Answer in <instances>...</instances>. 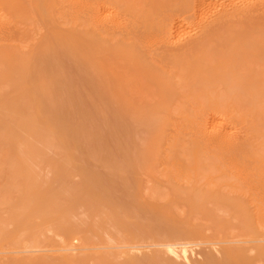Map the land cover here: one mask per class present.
<instances>
[{"label": "rangeland", "instance_id": "rangeland-1", "mask_svg": "<svg viewBox=\"0 0 264 264\" xmlns=\"http://www.w3.org/2000/svg\"><path fill=\"white\" fill-rule=\"evenodd\" d=\"M0 1L2 2L0 4V11L2 9V11L6 12L3 15L2 14L0 15V18H2V19H0V26L2 27V26L7 25V27H9V29L8 28L3 29L4 27L1 29L2 31L0 32V35H1L0 36V46H1V48H3L2 46L5 45L4 46V49H5L7 46L10 45V47H13L12 50L14 49V56L12 57V55L11 56L8 55L9 57L6 56L7 58H5V56H4V54H7V53H5V52L3 53L2 51H6V52L8 51V53H9V51H11V48L10 47L8 48L10 50H8V49L7 50H4V49L1 50L0 49V52H2V54H0V55L4 56L2 58L5 59L4 60L5 62L2 61L3 59L0 56V58H1L0 60H1V62H3V63L0 62L1 63L0 65L3 66V67L0 66L1 67L0 71L2 70L4 73V74L1 73L3 77L0 78V86L2 85V87L0 88V90H1L0 91V218H2V220L4 222L6 220V223L4 224L5 226H3V224H2L3 222L0 221L1 225L4 227V228H1V225H0V228H1V230H0V233H1L0 234L1 235L0 236V248H1L0 253L3 254L5 252L3 256H1L2 254H0V259L3 262L10 261L13 258H24V259H42L43 258L45 260L53 262L54 264H58V262H60V260H63L62 258L63 257L65 258L66 255H72V256H74V258L75 257L79 258L80 256L82 257L84 255H86L87 257H92L91 256V255H93L92 252L83 251V250L78 249L77 245L81 244L79 242H81L82 240L77 241V242L75 241L76 246L73 245V247L72 246L69 247V248H74V250H71V251H61L59 253H51V252H48L45 250L49 247L40 246V247L30 248L29 252L19 253L18 255L14 254L15 252L13 249H16V250L21 249L18 246L22 245V243L19 244V243H17V241L20 240L19 242H21L23 239L27 240L30 238V236L32 238V235H33V237L36 236L35 233L37 234L38 237L40 236L39 239H41L42 236L47 237L49 235V237H53L55 241L59 242L58 239L60 237H57L56 235L57 234H60L61 236L66 235L65 231L63 230L62 225L69 223L67 220V218H68L70 221L72 220L71 224L75 223V225L77 224L76 226H78V227L81 226L79 228H84L85 229L84 233L86 232L89 234L91 232V237L94 236L95 239L91 238L92 240H90V238H89L90 235H88L89 237L86 238L87 234L83 233V244H84L85 240L88 239L90 242H94V240H95L96 242L101 241V243H102L104 241L105 243H103V245L104 244L107 245V243L110 241L109 238L111 236L112 237L111 242H110L111 245L123 246L125 243H121L122 240L120 238H122L123 240L126 238L127 241H130V243H135L138 246V247H134V248H126L125 252H123V253H121L122 249H118V248H110V249L100 250L97 252V255H100L101 253L105 254V252L106 253L112 252L113 253L112 255L115 256V260L113 259V261H115L116 264H118V263L122 264V262L127 263V261H129V260L143 261L146 264L147 263H149V264H153V263L154 264H170V263H167L168 259L175 260V261H177V263H180V264H188V263H190V264H225V263L226 264H228V263L234 264L235 261H236L235 264H249V262H251V264H264V254H262V255L257 254L256 255L255 250L249 252L250 257L246 258L247 259L246 262H243V258H239V256L238 257L233 256L234 258H237V260L232 258V256H229L226 252H228L229 247H233V246H237V245L228 244V243H225V241H221V239H225L226 237L230 238L229 235H231V234H238L239 231H246L244 233L245 235H243V236H244V238L247 237L248 239H251V237L256 236V234L261 235L262 233H263V235H261V236L264 237V232H263L264 231L263 230L264 229V218H263V214H264L263 212L264 211L262 210V208L264 207V204L262 202V200L264 201V195L261 196L262 200L257 198V196L259 194L257 196H255V194L252 195V191H254L255 188H258L259 190H261L259 192L260 194L261 193L264 194V191L262 189L263 188L262 184H259L261 181H258V184H257V178H258V180H260V178L263 177V175H264V170H263L264 169V164H263L264 163L263 162L264 161V151H263L264 145L262 144V143H264L263 142L264 135H262V133H260V132L264 131L263 129L261 130V128H260L263 125L258 126L256 123L257 113L255 110V108H256L255 106H257V101H255V99H254L253 92L251 91V89H249L250 86L245 87V90H249V92L246 91L247 92L246 94L244 93V91H242L243 89L239 91V88H238V91H237L236 90L237 88H235V87L240 85V82H239V84L236 85L235 83L236 82L238 83V78L236 81V77L230 76L233 74L231 72H236V70H237L236 67L240 65L239 64L240 62H245L244 59H241L243 57V55H245V53L243 54L242 52H238V50L241 51V49L248 47L250 45V43H252L251 42L252 40L250 41L249 38L246 39V37H245V38H242L241 40H240V38H231V40L227 41L226 42L227 45L225 47L227 50L226 49H224V50H225V53H226V51H228V52L225 54V56H222L219 60H216V59H212V61L209 60L211 63L213 62L212 65H214L215 67L220 69L218 71V70H216L217 69L216 68L214 70V72H212V74L214 73L213 78H215V79L218 78L216 80H220V81H217V83H216L215 79H212L213 81H211V82L207 80L206 84L204 83L203 84L204 86H201L203 88L202 90H204L203 92H205L208 95L210 94L209 96H211L213 94L211 96V97H213V99L218 98V96L221 94V92H225V93H223V95H224L223 98L225 96L228 98V99L224 98V100L226 101V103L228 102L227 106L230 107L229 104H231V107H230L231 110H230V108H228V107L227 108L229 109L230 113L234 117L232 116V120H231L232 125L231 126L230 125H228V127L226 125H222V126L220 125V126L221 127L224 126L226 128V131H228L229 133L225 131L224 127H223L222 131L224 130L225 132L224 131H223V133H221L222 131L216 132V130L214 132L213 127L216 126L217 128H219V125L218 126L217 125H214V126L213 125L212 126L207 125L206 127L204 126V129L206 128L205 131L209 135V136H207V134L205 132H203L204 131V129L202 128L203 126H201L203 131L200 128L202 131L201 132L199 130V128H197L198 126L193 125V123H192V122H194L193 118L195 117V115H194L195 111L193 112L192 108H189L190 110L187 109L185 111V109H184L185 106H184V108H181V109H184L183 110L184 113H183V111H181L180 115L182 114L185 125H188L189 129L187 127H185V125H180V126L178 125L180 127L179 129L177 127V129L180 131V133L177 131V133H179V136L176 133L177 136L179 137L178 138L176 136V134H174L176 136L175 137L171 133L173 131H174L173 133H175V131L177 129L173 130V128L175 126L170 125L171 124L169 121L170 120V117H169V111L170 110L166 111V110L161 109V111L160 110L158 111V109H155V108L151 107V105H149L151 103L149 98L151 99V97L148 94L146 95V84L149 82L148 81L149 76L147 75V68L149 67V65H148L149 59H145L147 61H145L143 59L145 54H146L145 52H147V50L146 49H145L146 51L143 50L142 53L140 52L141 50L137 51L138 55L137 54L136 55L139 56V58H137L135 55L132 54V53L135 54V52H136L135 48L139 49L141 47L140 43H142L146 40L147 41L142 44L141 49H143V47H145V48L147 47L145 45L147 43H150V42H148L150 40V38L149 39H146V38H147V36H149V33L151 31L153 32L154 30H156L153 32V33H155L152 35L153 37H155V35H157L159 33V32H157L158 28H156L155 21L158 22L157 18H159V16H161L158 14H161V13L156 11V9L154 7L148 5V4L153 3L154 1H152V0H146V1L141 0L143 2H140V0H130V1L126 0L127 2L129 1L132 4V6L134 4L133 7H135L137 5V7H135V9H137V11L139 9H141L140 14L137 16L138 18H135L133 20L134 23L137 20H139V21H137V24H135L134 27L131 25V24H133L132 17L131 16H129V18L125 17L126 18L125 21H127L129 23L130 27H133V28H131L132 32L130 29V34L127 35V39L129 38L128 40L131 41L130 46H133L132 48L129 47V44H128L129 42H124L123 39H121L123 36L120 33L121 30L116 33L117 28L115 27V25L112 22L115 19L114 17H116L114 15L116 12V9H113V7L116 8V4L114 3L113 0H111V1L106 0V2L104 0H101L102 3L100 2V0H98L99 3H98V1L94 0L95 1L94 4L96 3L95 4L96 6H94L93 2L91 3L92 5L89 6L90 2L93 0H91V1L89 0V2H88L89 4L87 3L88 0H76V1H80V3L76 2L75 0L74 1L70 0V2L68 0V3L70 4V5L68 4L69 8H70V6L75 4L74 7L72 6L73 9H69L68 6L66 5L68 8V11L71 10L69 12H71V13L73 12L74 15H72L73 13L70 14L67 11V8L65 6V4L67 2L63 3L64 0H62V2H61L64 5L60 4V2L57 0H48V1L47 0H25L24 1L23 0L25 2V4H24V2H23V4H20V3H22V1L20 2V0H18V2L15 1L14 2L15 3L14 8L17 5L16 4V2H17L19 6L21 5L23 7V8L20 7L21 9H23L21 12L18 11V9H19L18 5H17L18 7H16V11L13 8L10 11V8L13 6L10 4L11 0L9 2L7 1L6 3L3 2L2 0H0ZM4 1H6V0H4ZM81 1H85L86 3L81 2ZM214 1L211 0V2H214ZM28 2H30L31 4L29 3V6H25L28 4ZM58 2H59V4H58ZM75 2L78 3L79 6L82 4L83 8L80 7V9H76L77 7H75V6H78V4L76 5ZM215 2H221V0H216ZM238 2H239V0H238ZM3 3H5V6ZM14 3L12 2V4H14ZM71 3H72V5H71ZM83 3H85V4H83ZM97 3L99 5H97ZM104 3L106 5L111 4V5H109V7L111 6L112 9H110L107 6L104 7V5H105ZM139 3L141 4L140 8H138L140 6ZM142 3H144V5H145L144 8H143ZM87 4H88V6H87ZM112 4H114V6ZM57 5H59V6H57ZM60 5L63 6L62 8H64V7L65 8L63 10H61V14H56L59 12L60 9H62V8H60ZM30 6H31V9H30ZM56 6L59 8H56ZM91 6L94 7V8L92 7L93 9H97V10L101 9L100 11L98 10L99 13L97 10H95V11H97L98 15L99 14H101V15H99V16L96 15V13L94 11H92L93 9L90 10ZM147 6L151 7L150 10L147 9L148 8ZM28 8L30 9L31 13H32V9H33V12L34 13L36 12L35 13L36 15L32 16L31 13L28 14L29 13V11L27 10ZM49 8H50V11L48 12ZM53 8L58 9V12H57V10H55ZM85 8L86 9L89 8V9L86 10ZM107 8H109L108 9L109 11L106 10ZM152 8H153V10H151ZM24 9H25V11H24ZM74 9L78 10V11H82V13L81 12H78V13H80V15H82V16L84 15L86 17L90 16L88 13H92L94 18L89 17L92 21L88 18L86 19V21H87L86 25L89 23L87 25V28H86V26H83L86 22L84 20V17L82 18L79 14L77 15V12H75ZM102 9L103 10L105 9V12L107 11L108 13L107 12L104 13L102 11ZM13 10L15 13L13 12ZM51 10L53 12L56 11V13L55 12L53 13ZM111 10H112V12H110ZM113 10H115V11H113ZM206 10H208L207 13L205 12V10L204 11L202 10L203 12L202 11L196 12V14H198L197 16H196V14H194V16H192L193 15V13H192L190 15L191 16L190 20L192 19V21H190L189 24L187 23V25H185L186 23L183 24L182 25L183 27L181 26L182 28H185L186 33L184 32V29L181 30V28L179 27V29L177 30L178 32L177 31H175L177 33L174 32L175 34H178V35H174L172 33L171 35H173V36L171 38L169 37L171 39L169 41L172 42V40H174V38H177V37H178L177 39H179V37H182L184 35L183 32L185 34H187L191 40L195 39V37H197V35L199 36L200 26L197 23H199L200 19H202V20H200V23L203 20H204L203 22L206 21L205 19H207V18L204 19L205 14L206 15L208 13H209V15L213 14V13L209 12V10H210L209 8H206ZM150 11H152L153 14L150 13ZM22 12L23 13L26 12V14H28L29 16L28 15L26 16V14H23ZM67 12L69 13L68 15L73 16L72 18L76 17V19L68 18V19H71V20H68L71 22L69 24H68L67 20L65 21L67 23H65V22L63 23V21H61V20L59 21V19L58 20L56 19L57 21L55 20V18H58L60 16H61V19L62 18L64 19L65 16L63 17L62 13L67 15ZM83 12H85L86 15ZM101 12H103V14H105L104 16L107 19H109V22L106 21L107 19L103 16V14ZM154 12H157V14H154ZM204 12H205V14H204ZM7 13H8V15H7ZM9 13L11 14V16H13V17L15 16V18L11 17V19H10V17H8V16H10ZM34 13H32V14H34ZM110 13H112V14H110ZM107 14H108V16H111V17H108ZM141 14L143 15L142 16L143 19L140 16ZM24 15L27 18L29 17L28 20H27V18H25ZM42 15L44 17H42ZM112 15H114V16H112ZM202 15H204L203 18H202ZM209 15L206 17H209ZM3 16L6 20L7 19H10V20L9 21L7 20L8 22L6 23V20L3 18ZM67 16H66V19H67ZM79 16H80V18L83 19V25L81 24L82 20L79 18ZM96 16L98 17L99 20H100L101 16H103L101 18V20L105 19L104 21L100 20V22H102L101 25H100V22H98V19ZM39 17H40V19H39ZM210 17H211V15H210ZM42 18H45V19H42ZM51 18L54 19V22L55 21L56 22L55 23L52 22L53 20H50ZM77 18H79V19H77ZM110 18L112 20L111 22H110ZM152 18L153 19L155 18V20L153 21ZM45 20L48 21L49 24H47V22H46L47 25L43 26V24H45ZM75 20H78L79 22L78 21L75 22ZM129 20H130V22H129ZM210 20H211V18H210ZM233 20L235 21L237 19H233ZM3 21H5V24H3ZM72 21L74 22V24L72 23ZM193 21H195V23ZM196 21H197V23H196ZM208 21H209V19H208ZM234 21H233V23H234ZM93 22H94V25L92 24ZM106 22L108 23V25L111 23L109 25L110 27L108 25H106L107 24ZM139 22L141 25L139 24ZM151 22H153V23H151ZM192 22L194 23V25L196 24L199 26V27L197 26L198 28L195 27V29H194L195 31L191 30L192 27L194 28V25ZM1 23L3 25H1ZM52 23H53V28L51 26ZM57 23H58V27H57ZM95 23H97V24H95ZM60 24H62L61 27L59 26ZM71 24H73V25H71ZM75 24L77 26L80 25L79 28ZM98 24H99V26H101L100 28H102L104 32H101V33L98 32V31H101L100 28L97 27ZM74 25L78 28V30H77V28H75ZM90 25H91V27H90ZM102 25L104 27H102ZM188 25H190L189 26L190 28L189 27L186 28V26H188ZM94 26L96 27V30L98 33H96V30L95 31L93 30ZM106 26L108 29V30L106 29L107 32H105ZM153 26H155L154 29H152ZM69 27H72L73 31ZM95 27H94V29H95ZM146 27H147V29H146ZM54 28H56V29H54ZM60 28L62 31L59 30ZM84 28H86L88 30L84 31V33H83V30H85ZM91 28L93 30L92 31L93 33L91 32L92 34L90 33ZM111 29H113V33H111L112 32ZM133 29L135 31H137L136 29H138V31H140V32L146 31L148 33V34L145 33V35L142 33V37H146V38H144V41L142 40L143 38L138 34L139 33L138 31H137V33L134 31L135 35L137 34L136 37H138V39H139V36L142 39L140 38L139 40H137V38H136V40H135V38H133V37H135V36H133V34H134ZM197 29H198V33H197ZM3 30L4 31L7 30L6 33L4 32V34H6V36L8 34V37H6V36H3L4 38L2 37V35H4ZM65 31L67 34H64ZM114 31H115V36H113V39L115 41L112 39V36H111L112 34H114ZM181 31H183V32H181ZM187 31H191V32L187 33ZM75 32H76V34H75ZM103 33H106V35H104ZM118 33H120L121 35H119ZM180 33H182V35ZM190 33L193 36L189 35ZM195 33L197 34L196 36H195ZM254 33H255L254 36H256L259 32H257V30H254L253 34ZM63 34H64V36H63ZM85 34H87V36ZM97 34H98V36H97ZM102 34H103V37H101ZM107 34L111 37H109ZM150 34H152V33H150ZM57 35H59V36H57ZM117 35L119 36L118 40L115 38ZM70 36H71V39H70ZM73 36L75 39L72 38ZM75 36L77 37V39ZM88 36H90L91 38ZM95 36L98 37V39L101 37L102 39L100 38V40H98L97 38L96 39H97V41L103 42V43L98 42L99 43L98 44L96 42L97 45H96V43H93L94 41H92V40H95V39H93ZM104 36L105 37L107 36L105 38V40L108 39V40H106L107 42L104 40ZM152 36H151V40L153 38ZM174 36H176V37H174ZM185 36L182 37V40H180L181 39L180 38L179 39L180 41L178 40V42H177V39H175V41H173V43H175V44H171V45L173 47H176L175 46L176 43L184 42L186 38H187L186 41L187 40L189 41L190 39L188 38V36L186 38H185ZM65 37H67V38H65ZM83 37L85 39H88V41H85V40L82 41V39H84ZM130 37H132V38H130ZM1 38H3V39L1 40ZM73 39L76 42L73 41L72 42L73 44H72V43H70L71 42L70 40H73ZM78 39L81 40V42L78 41ZM109 39H111V40H109ZM62 40H63V42H62ZM89 40H90V43H88ZM232 40H235V45H232L234 43V42H231ZM242 40L244 43L242 42ZM110 41L112 43L114 42L115 46H114V43L113 44L111 43L109 45ZM120 41H122L123 43H121ZM135 41H136V44L134 46L132 44H134ZM140 41H142V42H140ZM78 42L80 43V45L78 44ZM116 42H119V43H116ZM76 43L79 45V47H81L85 43L86 44L88 43L87 44L88 47H86L87 49L84 46H82L83 48H85L84 50H86L84 52V54H83L84 50H82L83 48L79 49L78 45H76ZM120 43L123 44L124 46L126 45V47L124 48L123 45L121 46ZM137 43H139L138 45L140 47L139 46L136 47ZM236 43H238L239 48L238 47L235 48V46L237 45ZM89 44H90V46L92 44L95 47H97L98 45H101V46H99L101 48L97 47V49L98 48L102 49L103 48L102 46L104 44H105L104 46H106V44H107V46H109V47L106 46L107 49H105V47H104L103 50L107 51L108 54H112V55H116V56L112 57V55L111 56L106 55V54H104L105 52L103 50H97L95 47H94V49H95L94 50L92 48L93 46L91 47L92 50H90ZM152 44L155 45L154 43H152ZM240 44H242V45H240ZM246 44H249V45H246ZM112 45L115 49L112 47ZM171 45H169V47ZM177 46H179V45L177 44ZM229 46H231V47L229 48ZM128 47H129V50L131 49L130 51L129 50L128 51L123 50V49L127 50ZM77 48L80 50V52ZM133 48H134V50H133ZM231 48L233 50H231ZM88 49L90 50L91 53L94 50L93 51L94 54L92 53L93 56L91 55L90 58L88 55L91 53H89ZM117 49H118V51L119 50L120 51L119 52L117 51V53H115V51ZM172 49H174V48H172ZM110 50L111 51L114 50V52L110 53L109 52ZM122 50L124 51V53H126V54H123L124 56L120 54L123 52ZM131 51H132V53H131ZM234 51H237L238 54H236V52H234ZM127 52L129 54L131 53V56L133 55L134 58L132 57V59H131V57L128 56L129 54ZM10 53L13 54L12 51ZM230 53H232V54H230ZM139 54L140 55L143 54V55L140 56ZM61 56H62V58H61ZM95 56H96V58H95ZM107 56H110L111 59ZM117 56H120L119 57L120 62L118 61ZM91 57H93L95 59H93ZM97 57L100 58V59L99 58L98 59L103 64L98 61ZM123 57L125 58V60L128 59V61L123 60L124 59ZM224 57L226 60L228 58V60H227L228 62L225 61V64L223 61ZM105 58L106 59L108 58L107 60H109L110 65H109V62L106 61ZM230 58H232L231 59L232 61L229 60ZM6 59H9V60L13 59L14 61L12 60L11 61L12 63H11V62H9V60H6ZM115 59H116V61H114ZM234 59H236V60H234ZM87 60H89L90 62L92 61V62L90 63ZM121 60H122V62L123 61H125V62H123V64H122ZM104 61L106 62V64L108 62V64L106 65ZM113 61H114V64L116 62V65H114L115 70L119 69V70H117L118 72H120V70H122L123 75L127 72L129 74V77L127 74H125V75H127L125 78V76H123L122 73L121 74L119 73V75H118L116 72H114V70H110V72H109L108 70L110 67H112L111 65L113 64L112 63ZM216 61H219V62H217L219 64L215 63ZM6 62L8 63L9 67H7V65H5V64H7ZM118 62L121 63V65L117 64ZM128 63H130V64L134 63L135 65H137L139 67L134 66V68H135L134 69L133 67H131V66H133V64L130 65ZM68 64H70L71 67L73 66L72 68H74V70ZM215 64H217V65H215ZM220 64H222V65L220 66ZM223 64L226 66H224ZM117 66L118 67L122 66V67L118 68ZM129 66L132 69H134L135 72H137V73H134L133 72L134 70L132 71V69ZM228 66H229V68H227ZM3 68H5L4 69L5 71L3 70ZM6 68H9V69H7L8 71L6 70ZM223 68H224V70H223ZM239 68H241V66H239ZM112 69H114V68L112 67ZM125 69H126V71L123 72ZM138 70H139V72H138ZM129 71L132 72L133 76H138L139 74L141 76L140 71H143L142 76L144 75L143 77H145V79L142 77L143 78L142 79L143 82H142L140 77H134L135 78V80H134V78L130 75ZM215 71H217L218 73L220 71H222V72L219 73L220 75L219 74L215 75ZM227 73L229 76L228 75L225 76V74H227ZM1 74H0V77H1ZM115 75H116V77H115ZM145 75H147V76H145ZM174 76H175L173 78L174 80L173 79H172L173 81L170 80L169 83L177 82L178 77L176 75H174ZM220 76L222 77L223 81H226L227 79L225 80V78L228 77V81H226L224 83L222 81V79L220 78ZM223 76H225V77L223 78ZM79 77H80V79H79ZM119 77L122 78V81H120L119 79L117 81V78H119ZM163 77H165V75H163ZM207 77H209V75H207ZM138 78L141 80L140 83L139 82L136 83V79H137V81L139 80ZM113 79L116 82L113 81ZM125 79H127V80H125ZM231 79H234V81H232ZM214 80H215V82H214ZM119 81H120V83H118ZM128 81L129 82L131 81L130 83H132V84H133L132 81H134V84L136 83L135 84L136 86L139 83L140 85L138 84L137 87H139L138 88L139 91L145 90V93L142 92V94L144 93V95H146V98L141 96L142 94L139 92V94H141L139 97V98H141V100H140V99H138V96H136V94L133 93V92L138 90V89L136 90L137 87L135 88V90L132 87H130V90H128V88H126L127 87L126 84L128 83ZM179 81L177 83H179ZM145 82H146V84H145ZM219 82L220 83L223 82V83L220 84ZM143 83L145 85H143ZM215 83H216V85H214ZM218 83L220 84V86H217ZM121 84L126 85V87L121 86ZM132 84L130 85L128 83V87H129V85L133 86ZM188 84L193 85L192 82H190ZM247 84L245 83V86ZM229 85H233V86L229 87ZM4 86L6 88H4ZM140 86H143L142 88H144V90L140 89L141 88ZM241 86L244 87V84L242 83ZM121 87L124 88L123 91H121L122 90ZM218 87H221V89H223V90L219 91L220 88L218 90ZM232 87L235 90L232 89ZM125 88H126V90H125ZM210 89L212 91H210ZM124 90L126 92L129 91L130 95L127 96L128 93H126ZM131 92L133 95L131 94ZM227 92H228V94H227ZM236 92L240 93L239 96L237 95ZM241 92H243V93H241ZM249 93L252 94L251 95L252 98L249 96L251 99L248 98V99H250L248 101H250V102L252 101L253 103H250L248 105L249 107H247V108H246V104H245L244 107L246 109L244 110L242 108V105H243V103H246V101H247L246 97H248L246 95ZM230 94H234V96H233L234 98L230 97ZM137 95H138V92H137ZM243 95L246 96L245 102H242L240 99H238V97H240V96L242 97ZM6 97L8 99H6ZM136 97L138 100L135 99ZM230 98H232V100ZM146 99H148V100H146ZM186 99L187 98H185L184 100L186 101ZM241 99H243V98H241ZM230 100L232 101L231 103H229ZM234 101H235V104H234ZM236 101H238L239 106L238 105L237 106L239 108H237V106H236V104H237ZM4 102H5V105H4ZM8 102H10V103H8ZM138 103H139V105H138ZM232 103L236 107H233L234 105ZM252 104H253V106H252ZM9 106H11L12 108L14 107L15 110ZM7 107H9V108H7ZM146 107H149V108L147 109ZM4 108H6L7 110H10V112ZM233 108H235V109H233ZM2 109L5 111H3ZM154 109L157 111H155ZM104 110H106V112ZM232 110H235V112L234 111L231 112ZM251 110H252V112H251ZM254 110H255V112H254ZM188 111L190 112V114H188L189 113ZM248 111L251 112L252 116H251V114L248 113ZM7 112H9V113H7ZM186 112H188V113H186ZM253 112L256 113L255 116H253L254 115ZM3 113H4V115H2ZM154 113L156 114V116L154 115ZM163 113H164V116H163ZM192 113H193L194 117L191 116V117L187 118ZM247 113L250 115V120H248L249 115H246ZM8 115L11 116V117L9 116V118H12V117L13 118L9 120ZM165 115H167V116H165ZM5 116H7L8 120ZM152 116H154V118ZM30 117H32V118H30ZM155 117L156 118L158 117V118L155 119ZM242 117H243V119H242ZM149 118H152V119H149ZM160 118H162V119H160ZM190 118H192L193 120L192 119L190 120ZM251 118L253 120L255 119L256 121L255 120H254L255 122L252 121ZM147 119H148V121H147ZM154 119L156 121L157 120L158 121L156 123L154 121V123L152 125V122H153L152 120H154ZM166 119H168V120H166ZM244 119H246V120H244ZM162 120H164V121H162ZM239 121H241V122L239 123ZM245 121H247V124L250 125L248 130H247L248 125L246 124ZM249 121H250V123H249ZM8 122H11V123H8ZM150 122H151V124H150ZM158 122H161V123H158ZM167 122L170 123V124L168 123L169 124L168 126L166 125ZM37 123H40V125H36ZM157 123L160 125L156 126ZM252 124H254V126ZM193 126H194V128L196 127V129H198L199 132H198V130L194 129ZM233 126L235 128V131H234V129H232ZM255 126H257L259 130L257 129V127L254 128ZM150 127H153L152 128L153 131L151 130ZM162 127L164 128V132L161 133L162 131L161 132L157 131V133H159V134L161 133L160 139H157V140H159V142H157L156 137L158 135L155 132H156V130H162L161 129ZM207 127H209V129ZM211 127H212V129H210ZM32 128L34 129V131ZM137 128H140V129H137ZM154 128H155V131H154ZM30 129H32V131H33V133H31L32 131L30 132V135L32 134L31 136H33V137L31 138V136H30V138L29 137L26 138V136H29L28 131H30ZM35 129L37 132L35 131ZM231 129L233 132L231 131ZM195 130L198 133L201 132V134L194 132ZM14 131H17V134H15ZM140 131L142 132V135H141V133L139 134ZM144 131H145V133H144L145 135L143 134ZM188 131L192 132V135H191V133L189 134ZM230 131L233 134L235 133L234 135L236 138L231 136L232 140L230 139L231 141L229 140V142H228L227 140L230 138V135H233L230 133ZM250 131H251V133H250ZM255 131H258L261 136L258 135V132L256 133ZM11 132H12V134L14 133L13 136L17 135V137L15 136L14 143H10L12 140H14V137L11 135ZM208 132L209 133L213 132L214 134L215 133L216 134L214 135L213 133H210L211 134L210 135ZM5 133H7V134H5ZM136 133H137V135H136ZM153 133H154V135H153L154 138L152 136ZM167 133H168V135L166 137L165 135ZM227 133L229 134L228 135L229 137L226 136ZM8 134H10V136ZM193 134H194V136H193ZM196 134L198 136L200 135V137L202 136L201 137L202 139L199 138ZM217 134L218 135L223 134L224 136L223 135H222L223 137L220 136V138H221L220 139ZM254 134L255 135L257 134V135L255 136ZM263 134H264V132H263ZM155 135H157V136L155 137ZM216 135L218 137V140L224 139L223 141L226 142L225 143V142L219 140L218 145L222 144V143L229 145L230 142L234 141L235 139H238V141H239V138H240V139H244V141H242L243 142L242 145L244 143L246 145L248 144L250 146L251 150L252 149L255 150L254 149L255 146L256 147L260 146V147H257L259 149H257L255 147L257 149L256 150L257 153L252 150V153L249 154L247 152V151L251 152V150L248 149L249 147H247V149H244L245 145H243V148H242L243 151L240 149V151H241L240 152L238 150L240 147L238 148V146H237V151H238V154L240 152V155H237L238 157H236V152H237V151H235L236 148L235 149L233 148V150H231V152H234V153H231L230 150H228L229 149V146H228V149H227L228 151H226V150L225 151L230 152L229 158L231 159L234 155V157H236L237 159L238 158L241 159V161H240L241 165H240L238 163L239 159L237 160L235 158L238 161L237 162L236 160L233 161L234 159L232 158V163L234 165H236L235 164V162H236L237 166H238V164L240 166V168L238 167L239 170L237 172L235 171L236 174H234V169H233V172H231V171H232V168H234L235 166L230 162L231 160L228 158V155L223 156L224 154L220 153L222 150L224 151V147L226 145L224 144V146H223V144H222V147L219 145L221 147L220 149H222V150H220L219 146L216 144V142L214 143V140L216 141V139H217ZM248 135H249V138H248ZM168 136H170V137H168ZM173 136L175 139L172 138ZM212 136L214 139L210 138ZM253 136H255V137H253ZM150 137L152 138L150 141L151 143L149 142ZM167 138H169V139H167ZM203 138L205 139L206 142L208 140V142L205 143ZM226 138H227V140H226ZM245 138H247V139H245ZM164 139L167 140V141L165 140L166 143L162 142V141H164ZM170 139L174 140L173 143L171 142ZM179 139H181V142ZM191 139L193 142L191 141ZM210 139L213 140V141L212 140L211 141L213 142V144H215L214 147H213V144L210 143L211 142ZM253 139L255 142L253 141ZM260 139H263V140H260ZM153 140L156 142L153 143ZM177 140H179V141L177 142ZM256 140H258V141L256 142ZM168 141L170 143H168ZM246 141H251V142H246ZM167 143L173 144V145L170 148H168L170 145H168ZM258 143H260V144H258ZM155 144H159V145H157L158 149H157ZM203 144H204V146H203ZM205 144L207 147H209V149L207 151L210 150V154L213 153L212 151L215 152V155L211 156V157L215 156V158L213 157V159H215V161L213 159L212 160L215 163L219 162V164H215V166L216 165L217 166L215 168L216 170H214L215 173H213V174L211 173L213 170H211V172L207 171V170H210L211 167H212V169L214 168V166L210 167V164H212L214 162L210 159V157H209L210 155L205 156V155H208L207 151H205L206 149L204 148V147H206ZM252 144H255V146L253 145V147H252ZM154 145H155V147L151 148V146H154ZM165 145H168V147H166ZM201 145H202L204 151L200 147ZM148 146L150 147V149H153V150L155 148L156 150H154V151L158 150V152L154 153L153 150L152 151L150 150L147 153V151L149 150ZM160 146L163 148H161ZM176 146H178V148H176ZM194 146H195V148H194ZM217 146H218V148H216ZM199 147L201 148L202 153L205 152V153H203V155L201 154ZM226 147H225V149H226ZM49 148L51 150H49ZM161 149H163V152ZM197 149H198V152H197ZM230 149H232V148H230ZM189 150H190V152H187ZM258 150H261V151H258ZM168 151H171V152H168ZM20 152L21 153L23 152L22 154H24V155H21ZM150 152H152L153 155L151 153L150 157H149L148 155ZM167 152L171 155V157H170L171 160L168 156L165 157V155H163V154L168 155ZM186 152L189 155L194 154V156H195V153H198L195 157L193 156L195 159H193V157H191V156L189 157V158H191V160L193 159L192 163L189 159L191 165H187L188 160L186 162L187 164L184 162L186 160V158L188 157V154ZM242 152H244V153L242 154ZM259 152H262V154ZM178 153L180 154V157H179ZM190 153H192V154H190ZM7 154H9V155H7ZM185 154H187V155H185ZM247 154H249V155L247 156ZM257 154H258V157H256ZM151 155L155 158H152ZM160 155H162V156H160ZM219 155H220V157L222 156V158H220ZM147 156H148V158H147ZM203 156L207 157V159H205V157H203ZM181 157H183V158H181ZM11 158L12 159L14 158V159L12 160ZM184 158H185V160H184ZM208 158L212 163H210V162L207 163L209 161ZM9 159H11V161H9ZM146 159H148V160L146 161ZM200 159L202 160V162ZM243 159H244V162L242 161ZM246 159H248L249 162ZM251 159H254V160H251ZM196 160H198V163H196L197 162ZM199 160H200L201 164L199 163ZM216 160L218 162H216ZM224 160H225V164L222 166V168H224V169L226 168L225 170L221 169V167H220L222 165V163H224ZM257 160H258V162L259 161L260 162L259 163L256 162ZM261 160H263V161H261ZM252 161H254V162H252ZM23 162H24V164H23ZM228 162H230V165H233L234 167L231 168V166L228 164ZM195 163L200 164V165L196 166ZM204 163H207L208 165H206ZM261 163H262V165H260ZM193 164H195V165H193ZM243 164H244V166L249 164L250 167H248L249 165L247 167L246 166L244 167ZM202 165L206 169L204 167H201ZM225 165H229V166H225ZM171 166L175 167V168L177 167L178 170L174 169V171H173V168ZM195 166H196V168L198 167L200 170L202 169L201 172H203L204 171L203 169H205V172H203L204 174L201 175L202 173L200 172V170L195 169ZM11 167L13 170L15 169L16 171L15 170L11 171ZM228 167H229V169H228ZM253 167L256 169V171H253L254 170ZM182 168H184V169L186 168L187 170L185 171ZM250 168H252V172H251ZM261 168L263 170V173H262ZM147 169H148V171H147ZM170 169H172L171 170L172 176H169ZM242 169H243V172L240 171ZM179 170H180V174L182 173V176L179 174V172H178ZM195 170L197 173L194 172ZM227 170H230V172H228ZM235 170H237V167ZM244 170H246V172L248 173V175L246 173V176L250 177V179L252 180L251 181L252 183H250L249 178L244 176L245 175V174H243L245 172ZM258 170H259V172H257ZM182 171H184V172H182ZM216 171H218V172H216ZM185 172H187V173H185ZM192 172L196 173L197 175H195V176H197V177L192 178V174L194 175V173H192ZM209 172L211 174H209ZM249 172H250V175H249ZM22 173H23V175H22ZM198 173L200 174V177L205 176L204 177L205 179L208 178L207 181L202 179L203 177L201 178V180L198 179V178H200L198 176L199 175ZM228 173H230V174H228ZM231 173H232V175L233 174L235 175V178L237 180L234 178V175L231 176ZM237 173L242 175V176L239 175V177L246 178V180L247 179L249 180V183H248V182H246L245 179H242L244 182V183L243 182L242 183L244 185L247 184V185H245L246 188L249 187V184H252V188L250 185V189H253V190L252 191L249 190V192L251 191L250 193H247V189L245 192L243 191L242 186H244V185L241 186L242 183L238 184L239 181H242V180L238 177ZM10 174L12 176H10ZM173 174L174 175L176 174V175L173 176ZM206 174L208 175V177L206 176ZM222 174H224V175L221 176ZM260 174H262V176ZM28 175H30V176L32 175V176L29 177ZM33 175H35V176H33ZM184 175H187V177L185 176L186 179H183V178H185ZM225 175H228V178L233 177V179H229V180H227L229 182H226L227 176H225ZM252 175L254 176V178ZM257 175H258V177H257ZM14 176H15V178L17 177V179L13 178ZM19 176H22V177H19ZM176 176L177 177H179V176L183 177L182 178L183 181L186 180L185 183L182 182L181 177H179L180 181L177 180ZM18 177L21 179H18ZM32 177L34 180L31 179ZM174 177L176 179V182H178V183L175 182ZM222 177H224L225 180H224V178L222 179ZM24 178L26 180H28V182ZM191 178L192 179L195 178L193 183H196L195 181H199L198 183H196L198 185L194 184L195 185L194 186L193 183L191 182V180H192ZM209 178H210V181H209ZM211 178L213 181L211 180ZM215 178H216V180L219 178V180L221 181L222 184L220 183V181L214 182ZM36 179H37V181L35 182ZM146 179L148 181L150 180L149 183ZM238 179H240V180H238ZM254 179L256 181H253ZM14 180L15 181L21 180L19 183L16 181V183L19 184L18 186L15 184ZM38 180H39V182H38ZM55 180L58 182H56ZM233 180L236 181L235 184L232 182ZM211 181L214 185L216 184L217 186L219 184H221L220 185V192H221V190H223V188H221V187H224L223 185L230 187L229 190L225 187L226 191L223 190V192H221V193H224L228 196V198H229L228 202L231 201V203H230L231 206H229V211L227 213L224 212V214H226V215H222V211L217 214L218 210H216L217 212L215 211V209H217V207L215 208V206H216L215 203L211 204L212 202H206L207 198L210 199V198L214 197L215 194L218 195L220 193L218 190L219 186L218 187L216 186L217 190H216V187H214V189H213V185L210 186V184H212V183H210ZM29 182H31V183H29ZM163 182L164 183L166 182L167 185H164ZM201 182H202V184H201ZM205 182L206 183L209 182V184H206ZM223 182H226V183H223ZM204 183L207 186H205ZM228 183H230V184L227 185ZM236 183L239 185V187L236 186ZM253 183H255L257 187H255V184H253ZM28 184L29 185L33 184L34 186L31 187V185H30V187H31V189H30L29 186H27ZM148 184H149V186H148ZM231 184H232V186H230ZM192 185H193V188H196V189H198L197 186L200 185L199 188L201 189V193L198 195H195V193H198V192H196L197 190H194L192 192V190L190 189L192 187ZM260 185H261V187H260ZM26 186H27V188H29L30 191L26 188ZM162 186H163V188L166 189V190L164 189L165 191L163 190L162 192H158V191H160V190H158V191L154 192V190H152L154 188L155 189H157V188L161 189ZM142 187L145 189H143ZM240 187H242V188H240ZM231 188H234V189L239 188L241 190L236 189L237 190V192H236V190L231 189ZM25 189L27 191H25ZM93 189H94V191H93ZM95 189H97V191H95ZM231 190L232 191L234 190L235 193L233 191L234 194H232ZM259 190L256 189L257 192ZM228 191H230V192H228ZM238 191L239 192L241 191L240 194L244 193L245 195L243 194L242 196H240L238 194ZM191 192H192V194H191ZM227 192L231 195H228ZM27 193H30L31 195L36 193L37 195H35V197H34V195L29 196ZM212 193H215V194H212ZM97 194L102 199L99 196H97ZM52 195H54V196H52ZM164 195H168L169 197L164 196ZM183 195H184V197H183ZM232 195L235 197H233ZM230 196H232V197H230ZM248 196H250V197H248ZM252 196H253V198L255 196L254 201L257 199V200H259V202L262 203V206H261L259 202L255 201V203L259 205V206L258 205L256 206L257 212L254 210V208H255L254 203L251 204V202H253ZM28 197H30V198L34 197V199L31 198L29 200ZM150 197H152V199ZM236 197H238L237 202H235ZM258 197H260V195ZM239 198H241V199L244 198L243 200H241V199L240 200L244 201L245 204H243V202H242V204L246 206L245 215H243L244 221L246 223V227L243 230H241V228L239 226V221L241 220V218H239L240 215L238 213H237L238 215L237 214L234 215V213H235L234 210H231V207L234 206L233 204H235V203H236L235 205H238V207L240 206V202H238ZM245 198H247L248 200L250 198L252 200H251V202H249L247 199L245 200ZM27 199H28V201H25ZM199 199H202V201L200 200V203L198 201ZM218 200H220L219 197H218ZM232 200H234V201H232ZM52 201H55V202H52ZM211 201H213V200H211ZM246 201H247V203H246ZM27 202H30L29 203L30 207L28 206L29 204ZM51 202L53 203V205L56 204L57 207H59L60 211L57 210L56 205H54L55 206L54 207L51 204ZM189 202H190V204H189ZM233 202H235V203H233ZM24 203H25V205H24ZM50 204L53 207L51 211H49L50 210L49 209ZM247 204H249L248 206H250L251 208L248 207ZM192 205H194V206H192ZM60 206L62 207V210H61ZM173 206L175 207V209L173 208ZM26 207L27 208L29 207V208L26 209ZM252 207H254V208L252 209ZM15 208H17V209H15ZM55 208H56V212L53 210ZM83 208L85 209L84 211H83ZM19 209H21V210H19ZM65 209H66V211H65ZM247 209L248 210L251 209L253 211H248ZM52 211H54L55 213H53ZM68 211L70 213V217L65 215L66 213H68ZM260 211L262 213H260ZM15 214H16V216H15ZM53 214H55V215H53ZM58 214L60 215V217H61V215L63 217L67 216L65 218L62 217L63 219L67 220V223L64 220V222L62 221L64 224L62 223L61 226H59L60 224L57 225L56 223L53 226H49L50 225L49 223L54 221V219L56 220L57 216L59 217ZM253 214H255V216L257 215V217H254ZM17 216L18 217L20 216V217H19V219L16 218V220H17L16 221L14 217H17ZM211 217H213L214 219ZM234 217H236L235 221H233ZM75 218L78 220H76ZM211 219H213V222L211 221ZM58 220L59 219H57L56 221L58 222ZM257 220H258V222H255ZM77 221H79V222H77ZM224 221H228L227 224H225ZM59 223H61V221ZM257 223H259L262 227L258 226ZM46 225H48L49 228L51 227L50 232H49V229H46L47 228ZM55 225L57 226V228L59 226L60 230L55 228ZM219 225L221 226L220 230L217 229V227H219ZM61 227H62V231H61ZM231 228L233 230H231ZM42 229H44V231L47 230V234L46 233H45V235L42 234L43 233V231H41ZM88 230H90V231H88ZM93 230L95 231V233L92 232ZM251 230H252V232H251ZM1 231H3V232H1ZM37 231L40 233H38ZM5 233H6V235H5ZM92 233H94L95 235ZM20 234H22V235L20 236ZM71 234L68 236H71ZM76 234L78 235V233H75L73 235H76ZM97 234L99 236L101 235L102 237L104 236V238H107L109 241L107 242V240H105L104 238H103V240H101L102 238L100 239ZM17 235H19V237ZM84 236L86 239L84 238ZM20 237H22V239ZM43 238L41 240H43ZM45 239L46 238H44L43 243L46 241ZM169 239H173V240H169ZM119 240H120V242H119ZM258 240H260V241L255 243V245L256 246H259V245L264 246V241H263L264 239L259 238ZM14 243H15V246L17 245L16 247L14 246ZM25 243L26 242H24L23 245ZM5 244H7V247H5L6 246ZM35 244H37V243H35ZM28 245H29V243H28ZM30 245H33V244L30 242ZM157 245H159V246H157ZM117 246H115V247H117ZM126 246H129V244H126ZM75 247L77 249H75ZM246 247H248V246H246ZM5 248H9V249L8 250L6 249V251H5L4 250ZM10 248H13V249L10 250ZM38 248H39V250H38ZM109 250H110V252H109ZM12 251H13V253H12ZM185 252H187L186 256H181ZM193 252H195V253H193ZM8 253H10V254H8ZM137 255H139V257H137ZM162 255H163V258H162ZM76 258H75V260H76ZM228 258L230 259V261H227V260H229ZM53 259L58 260V262H55L56 260L54 261ZM90 260L91 259H88V261L86 263H89V264H90V262L95 263V259L94 260L92 259L91 261ZM258 260H260V261H258ZM254 261H258V262L254 263ZM186 262H188V263H186Z\"/></svg>", "mask_w": 264, "mask_h": 264}, {"label": "bare ground", "instance_id": "bare-ground-1", "mask_svg": "<svg viewBox=\"0 0 264 264\" xmlns=\"http://www.w3.org/2000/svg\"><path fill=\"white\" fill-rule=\"evenodd\" d=\"M3 2H9L10 0H6V1H4V0H2ZM15 1H17L18 2V0H11V5H13L11 8H10V11L12 10V8L13 9H15V11H16V7H18L19 5H18V3L16 2V4L18 5H16L15 6V8H14V5H15ZM22 1V3H20V4H23V2L25 1H23V0H20V2ZM48 1V0H47ZM57 1H59L60 2V4H63L64 2L66 3L65 4V6L67 5L68 6V8H69V3H68V0H64L63 1V3H61L62 2V0L60 1V0H57ZM56 1V2H57ZM72 1H74V0H72ZM76 1V0H75ZM91 1V0H90ZM95 1H98V0H95ZM94 0L93 1H91L90 2V4L88 3L89 2V0L87 1V3L89 4V6L90 5H92L91 3L93 2V4H94V2H95ZM105 2H106V0H104ZM111 1V0H110ZM114 1V3L116 4V8L115 7H113V9H116V12H115V16L116 17H114L115 19L112 21L111 20V18H110V22L112 21L113 22V24L115 25V27L117 28V31H116V33L118 32V31H120L121 30V34L123 35L122 36V38L121 39H123V41L124 42H129L128 44H129V47L130 48H132L133 46H130V43H131V41H129L128 39H127V35H129L130 34V29L131 28H133L134 26H135V24H137V21H139V20H135L136 22L134 23V19L135 18H138L137 16L140 14V10L141 9H139L138 11H137V9H135V7H137V5L135 6V7H133L134 6V4H133V6H132V4L128 1H126V0H113ZM146 1V0H145ZM144 1V2H145ZM152 1H154L153 3H151V4H148V5H150V6H152V7H154L155 9H156V11H158L159 13H161V14H158V15H161V16H159V18H157L158 19V22H156L155 21V25H156V28H158V31L157 32H159L157 35H155V37H153L152 35L153 34H155V33H153L154 31H156V30H154L153 32L151 31L150 33H152V34H150L149 33V36L151 35L153 38H152V40H151V36L149 37V36H147V38L146 37H142V33L145 35V33L146 34H148L146 31L145 32H143L142 30V32H140V31H138V29H136L139 33V35L143 38H141L139 35V39L141 38L143 41H144V38H146V39H149L150 38V40L148 41V42H150V43H145L144 45L145 46H147L146 48L145 47H143V49H141L142 48V44L144 43V42H146V41H144V42H142V41H140V42H142V43H140L141 44V47L138 45L139 43H137V46L136 47H140L139 49H136L135 48V51L137 52V51H139V50H141L140 52L142 53V51L143 50H147V52H145L146 54H145V56L147 57H145L144 56V60L145 59H149L148 61V65H149V67L147 68V75L149 76L148 77V83L146 84V82H145V84H146V95L148 94V95H150V97H151V99L149 98V100L151 101V103L149 104V105H151V107H153V108H155V109H158V111L160 110L161 111V109H163V110H166V111H169V117H170V123L169 122H167V126L170 124V125H174L173 127V130H176L177 129V127H178V129L180 128L179 126L180 125H185V122H184V120H183V117H182V114L180 115V113H181V111H183L184 109H185V111L187 110V109H189V108H192V110H193V112H194V115H195V117H194V115H193V113L190 115V116H188L187 118H189V117H191V116H193L194 118V122H192L193 123V125H196V126H198L197 128H199V130L201 131V129L203 128L204 129V126L206 127L207 125H219V128H217L216 126H214L213 127V129H214V132H215V130H216V132H221L222 131V129H223V127H221L222 125H226L227 127H228V125H232L231 123H232V114L230 113V111H229V109L228 108H230L231 107V104H229L230 105V107L229 106H227L228 105V102L226 103V101L224 100V98H227L226 96L223 98V93H225V92H221V94L218 96V98H215V99H213V97H211V96H209L208 94H206L205 92H203L204 90H202L203 88L201 87V86H204L203 84L205 83L206 84V81L208 80V81H213L212 79H215V78H213L214 76V73L212 74V72H214V70L217 68V67H215L214 65H212V63L209 61V60H211L212 61V59H216V60H219L222 56H225V54L228 52V51H226V53H225V50L224 49H226L225 47H226V45H227V41H229V40H231V38H240V40L242 39V38H245L246 37V39L247 38H249V40L252 42V43H250V45L249 44H246V45H249L248 47H246V48H244V49H241V51H239L238 50V52H242L243 54L245 53V55H243V57L241 58V59H244L245 60V62H240L239 64V66H241V68H239V66H237L236 68H237V70H236V72H231V73H233L232 75H230V76H233V77H236V81H237V78H238V83L236 82L235 84L237 85V84H239V82H240V85H238L237 87H235V88H237L236 90L238 91V88H239V91L240 90H242V91H244V93L246 94L247 92L246 91H248L249 92V90H245V87H247V86H250V88L249 89H251V91L253 92V94H254V99H255V101H257V106H255L256 108H255V110H256V113H257V121H256V123H257V125L258 126H260V125H263L264 126V0H239V2H238V0H221V2H215L214 0V2H211V0H152ZM12 2L14 3V4H12ZM59 2H58V4H59ZM69 2H70V0H69ZM76 2H78V3H80V1H76ZM75 2V3H76ZM81 2H85V1H81ZM100 2H101V0H100ZM138 2V1H137ZM140 2H143V1H141L140 0ZM151 2V1H150ZM2 2L0 1V4H1ZM5 3H3L4 4V6H5ZM27 3V2H26ZM29 3L30 2H28V4L27 5H25V6H29ZM74 3V2H73ZM78 3H76V5L78 4ZM86 3V2H85ZM85 3H83V4H85ZM98 3H99V1H98ZM97 3V5H99ZM102 3V2H101ZM109 3V2H108ZM9 4V3H8ZM7 4V5H8ZM24 4H25V2H24ZM31 4V3H30ZM48 4V3H47ZM50 4V3H49ZM55 4V3H54ZM69 4V5H68ZM88 4H87V6H88ZM96 4V3H95ZM94 4V6H96ZM105 4V3H104ZM140 4V3H139ZM143 4V8H144V3H142ZM146 4V3H145ZM6 5V6H7ZM35 5V4H34ZM64 5V4H63ZM71 5H72V3H71ZM74 5L75 4H73L72 6L74 7ZM82 5V4H81ZM79 6V4H78V6H75V7H77L76 9H80V7L81 8H83V5L82 6ZM101 5V4H100ZM103 5V4H102ZM109 5H111V4H109ZM109 5H104V7L105 6H107V7H109ZM113 6H114V4H112ZM10 6V5H9ZM50 6V5H49ZM53 6V5H52ZM51 6V7H52ZM57 6H59V5H57ZM56 6V8H59V7H57ZM67 6H66V8H67ZM72 6H70V8L69 9H73L72 8ZM86 6V5H85ZM148 7L147 9H149L150 10V8L151 7ZM3 7V6H2ZM20 7H22L21 5L18 7L19 9H18V11H22L23 9H21ZM48 7V6H47ZM63 6H61L60 5V8H62ZM79 7V8H78ZM93 6H91L90 7V10H92L93 8H92ZM100 7V6H99ZM98 7V8H99ZM103 7V6H102ZM141 7V4H140V6L138 7V8H140ZM23 8V7H22ZM65 8V7H64ZM64 8H62V9H60L59 10V12H58V9H55V8H53V9H55V10H57V12L58 13H56V11H54L56 14H61V10H63ZM68 8H67V11H68ZM101 8V7H100ZM110 9H112L111 8V6L109 7ZM109 8H107L106 10L107 11H109L108 9ZM206 8H209L210 10H209V12L210 13H213V14H210L211 15V17H210V15H209V13L206 15L205 14V12L207 13V11L208 10H206ZM30 9H31V6H30ZM30 9L28 8L27 10L29 11V13L28 14H30L31 13V11H30ZM52 9V8H51ZM86 9V8H85ZM87 9H89V8H87ZM86 9V10H87ZM4 10V9H3ZM95 10H97V9H93L92 11H94L95 13H96V15H98L97 14V11L99 10H97V11H95ZM101 10V9H100ZM99 10V11H100ZM151 10H153V8L151 9ZM204 11L205 10V12H204V14H205V17H204V15H202V18L204 17V19L205 18H207V19H205L206 21L205 22H201L200 23V20H202V19H200L199 20V23H197V21H196V23L200 26V28H199V31H200V34H199V36L195 33V36L197 35V37H195V39H193V40H191L190 38H189V36L187 35V34H185L186 33V31H185V28H182L183 26V24H185V25H187V23L189 24V22L190 21H192V19L190 20V18H191V14L193 13V15L192 16H194V14H196V12H198V11ZM1 11H2V9H1ZM0 11V15L2 14H4V13H6V12H4V11H2L1 12ZM9 11V12H10ZM24 11H25V9H24ZM23 11V12H24ZM50 11V8H49V10H48V12ZM52 11V10H51ZM69 11H71V10H69ZM68 11V12H69ZM73 11V10H72ZM74 11L75 12H77V15L79 14L80 15V13H78V12H81L82 13V11H78V10H75L74 9ZM99 11H98V13H99ZM102 11L104 12V13H106L105 12V9L103 10L102 9ZM113 11H115V10H113ZM202 11V12H203ZM13 12H14V10H13ZM22 12V13H23ZM27 12V11H26ZM26 12L25 13H23V14H26ZM53 12V11H52ZM53 12V13H54ZM64 12V11H63ZM67 12V15L70 13V14H72L71 12H69L68 13ZM89 12V11H88ZM103 12H101L102 14H103ZM110 12H112V10L110 11ZM148 12V11H147ZM146 12V13H147ZM15 13V12H14ZM32 13H34L33 12V9H32ZM31 13V15L33 16V15H36L35 13L34 14H32ZM83 13H85V12H83ZM94 13V14H95ZM108 13V12H107ZM114 13V12H113ZM150 13H152V11H150ZM10 14V13H9ZM28 14H26V16L28 15ZM38 14V13H37ZM64 13H62V16L64 17L65 16V18L62 20L61 19V16L60 17H58V18H55V20L57 19H59V21L61 20V21H63V23L67 20V22H68V24L69 23H71L70 21H68V20H71V19H68V18H72L73 16H71V15H66V14H64ZM90 16H82V15H80L82 18L84 17V20L86 21V19L88 18V19H90V18H92L93 17V15H92V13H88ZM110 14H112V13H110ZM109 14V15H110ZM153 14V13H152ZM154 14H157V12H154ZM202 14V13H201ZM7 15H8V13H7ZM16 15V14H15ZM46 15V14H45ZM52 15V14H51ZM55 15V14H54ZM72 15H74V13L72 14ZM76 15V16H77ZM85 15H86V13H85ZM99 15H101V14H99ZM98 15V16H99ZM105 14H103V16H104ZM114 15H112V16H114ZM150 15V14H149ZM198 14H196V16H197ZM200 15V14H199ZM209 15V17H206V16H208ZM22 16V15H21ZM25 16V15H24ZM25 16V18H27ZM29 16V15H28ZM38 16V15H37ZM66 16H67V19H66ZM80 16H79V18H80ZM103 16H101L100 17V20H101V18L103 17ZM107 16H108V14H107ZM128 16V17H127ZM129 16H131L132 17V21H133V24H131L133 27H130L129 26V23L127 22V21H125V19L126 18H129ZM141 16V18H142V14L140 15ZM8 17H10V19H11V17H13V16H11V14H10V16H8ZM42 17H44L43 15H42ZM90 17V18H89ZM97 17V16H96ZM105 17V16H104ZM108 17H111V16H108ZM126 17V18H125ZM134 17V18H133ZM3 18H4V16H3ZM13 18H15V16L13 17ZM29 18V17H28ZM28 18H27V20H28ZM79 18H77V19H79ZM82 18H80L81 20H82V22H81V24L83 25V19ZM94 18V17H93ZM106 18V17H105ZM147 18V17H146ZM150 18V17H149ZM210 18H211V20H210ZM0 19H2V18H0ZM5 19V18H4ZM10 19H7L8 21L10 20ZM39 19H40V17H39ZM42 19H45V18H42ZM48 19V18H47ZM46 19V20H47ZM72 19H76V17H74V18H72ZM97 19H98V17H97ZM107 19V18H106ZM143 19V18H142ZM156 19V20H157ZM194 19V18H193ZM199 19V18H198ZM208 19H209V21H208ZM233 19H237V20H233ZM6 20V19H5ZM6 20V23L8 22ZM26 20V19H25ZM45 20V24H43V26H45V25H47V24H49L48 23V21H46ZM50 20H53L52 22H54V19H50ZM49 20V21H50ZM56 20V21H57ZM80 20V21H81ZM91 20V19H90ZM100 20L98 19V22H100ZM103 20V19H102ZM101 20V21H102ZM105 20V19H104ZM103 20V21H104ZM152 20L154 21L155 20V18L153 19L152 18ZM2 21V20H1ZM12 21V20H11ZM10 21V22H11ZM43 21V20H42ZM55 21V22H56ZM76 21H78V20H75V22ZM84 21V22H85ZM89 21V20H88ZM92 21V20H91ZM94 21V20H93ZM106 21H108L109 22V19H107ZM146 21V20H145ZM148 21V20H147ZM150 21V20H149ZM233 21H234V23H233ZM17 22V21H16ZM46 22H47V24H46ZM54 22V23H55ZM67 22H65V23H67ZM79 22V21H78ZM129 22H130V20H129ZM142 22V21H141ZM194 23H195V21H193ZM192 22V23H193ZM72 23L74 24V22L72 21ZM86 23H87V21L85 22V24L83 25V26H86V28H87V25L89 24H87L86 25ZM101 23L102 22H100V25H101ZM107 23V22H106ZM105 23V24H106ZM151 23H153V22H151ZM150 23V24H151ZM194 23H193V25H194ZM3 24H5V21H3ZM2 23H1V25H3ZM10 24V23H9ZM73 24H71V25H73ZM93 25H94V22L92 23ZM95 24H97V23H95ZM111 24V23H110ZM109 24V25H110ZM112 24V25H113ZM139 24H140V22H139ZM56 25V24H55ZM61 25L62 24H60L59 26L61 27ZM76 25V24H75ZM74 25V26H75ZM79 25V24H78ZM106 25H108V23L106 24ZM108 25V26H109ZM113 25V26H114ZM141 25V24H140ZM145 25V24H144ZM191 25V24H190ZM190 25H188V26H186V28L187 27H189ZM196 25V24H195ZM194 25V28L192 27V31H195L194 29H195V27L196 28H198L199 26L198 25H196L195 26ZM9 26V25H8ZM52 28H53V23H52ZM77 26V25H76ZM75 26V28H79V26H77L76 27ZM139 26V25H138ZM151 26V25H150ZM182 26V27H181ZM198 26V27H197ZM4 27V28H3ZM57 27H58V23H57ZM90 27H91V25H90ZM95 27V26H94ZM94 27H93V30L95 31L96 30V27H95V29H94ZM98 28H100L101 26H99V24H98V26H97ZM102 27H104L103 25H102ZM110 27V26H109ZM112 27V26H111ZM137 27V26H136ZM141 27V26H140ZM154 27L155 26H153L152 27V29H154ZM179 27L181 28V30H183L184 29V32L183 31H181V32H183V36H185V38L188 36V38L190 39L189 41L187 40L186 41V39H185V41L184 42H181V43H176V47H173L171 44H175V43H173V41H175V39H177V38H174V37H176V36H174L173 38H174V40H172V42L171 41H169V40H171L170 38L173 36V35H171L172 33L174 34V35H178V34H175V33H177L178 31V29H179ZM185 27V26H184ZM9 29V27H7V25H5V26H0V32L2 31L1 29ZM51 28V29H52ZM69 28H71V30L73 29L72 27H69ZM78 28H77V30H78ZM86 28H84L85 30H83V33H84V31H86V30H88V29H86ZM115 28V29H116ZM121 28V29H120ZM190 28V27H189ZM54 29H56V28H54ZM107 29V26L105 27V30ZM114 29V28H113ZM113 29H111L112 30V32L111 33H113ZM146 29H147V27H146ZM151 29V28H150ZM257 30V32H259L256 36H254L255 35V33L253 34V31L254 30ZM59 30H61V28L59 29ZM76 30V29H75ZM74 30V31H75ZM76 30V31H77ZM92 30V28H91V31H90V33L93 31ZM100 30L101 31H98V32H104L103 31V29L102 28H100ZM108 30V29H107ZM107 30L105 31V32H107ZM189 30V29H188ZM253 30V31H252ZM7 31V30H6ZM6 31H4L3 30V34H4V32L6 33ZM14 31V30H13ZM55 31V30H54ZM53 31V32H54ZM58 31V30H57ZM56 31V32H57ZM62 31V30H61ZM73 31V30H72ZM80 31V30H79ZM135 30L133 29V32H134ZM137 31H135L136 33H137ZM148 31V30H147ZM175 31H177V32H175ZM16 32V31H15ZM97 32V30H96V33H98ZM131 32H132V29H131ZM135 32H134V34H133V36H135V37H133V38H135V40H136V38H137V40H139L138 39V37H136V35H135ZM175 32V33H174ZM188 32H191V31H187V33ZM55 33V32H54ZM63 33V32H62ZM82 33V32H81ZM93 33V32H92ZM91 33V34H92ZM110 33V32H109ZM108 33V34H109ZM110 33V34H111ZM120 33H118L119 35H121ZM197 33H198V29H197ZM2 34V33H1ZM58 34V33H57ZM64 34H67L66 33V31H65V33ZM64 34H63V36H64ZM72 34V33H71ZM75 34H76V32H75ZM104 35H106V33H103ZM103 34H102V36L101 37H103ZM107 34V35H108ZM132 34V33H131ZM169 34V35H168ZM181 35H182V33H180ZM86 36H87V34H85ZM84 35V36H85ZM95 35V34H94ZM101 35V34H100ZM143 35V36H144ZM180 35V36H181ZM189 35H192L191 33L189 34ZM1 36V35H0ZM3 36H6V34H4V35H2V37ZM55 36V35H54ZM57 36H59V35H57ZM97 36H98V34H97ZM109 36V35H108ZM112 36V39H113V36H115V31H114V34H112L111 35ZM111 36H109V37H111ZM125 36V37H124ZM132 36V35H131ZM182 36V37H183ZM193 36V35H192ZM6 37H8V34H7V36ZM56 37V36H55ZM76 37V36H75ZM88 37H90V36H88ZM100 37V36H99ZM100 37V38H101ZM107 37V36H106ZM105 36H104V40H105V38H106ZM170 37V38H169ZM182 37H179V39L180 40H182ZM4 38V37H3ZM3 38H1V40L3 39ZM65 38H67V37H65ZM72 38H74V36L72 37ZM84 38V37H83ZM91 38V37H90ZM98 39V37H94L93 39H95V40H92V41H94L93 43H98L99 41H97V39ZM100 38L98 39V40H100ZM117 40L119 39V36L117 35L116 37H115ZM130 38H132V37H130ZM172 38V39H173ZM63 39V38H62ZM70 39H71V36H70ZM75 39V38H74ZM68 40L70 43H72L73 41L74 42H76L75 40ZM76 39H77V37H76ZM82 39V38H81ZM102 39V38H101ZM120 39V40H121ZM179 39H177V42H178V40ZM254 39V40H253ZM5 40V39H4ZM59 40V39H58ZM83 40H85V41H88V39H82V41ZM106 40H108V39H106ZM105 40V41H106ZM109 40H111V39H109ZM114 40V39H113ZM128 40V41H127ZM179 40V41H180ZM78 41H80L81 42V40H79L78 39ZM115 41V40H114ZM237 41V40H236ZM62 42H63V40H62ZM107 42V41H106ZM109 42V41H108ZM121 43H123L122 41H120ZM170 42V43H169ZM231 42H234L233 44L231 43ZM230 43L232 44V45H235V40H232ZM242 42H243V40H242ZM241 42V43H242ZM68 43V42H67ZM84 43V42H83ZM88 43H90V40H89V42ZM87 43V44H88ZM97 43H96V45H97ZM99 43H103V42H99ZM98 43V44H99ZM112 42L110 41V43H109V45L111 44ZM114 43V42H113ZM112 43V44H113ZM116 43H119V42H116ZM120 43V44H121ZM152 43H154L155 45H153ZM244 43V42H243ZM73 44V43H72ZM78 44L80 45V43L78 42ZM77 43H76V45H78ZM87 44L85 43L84 45H82V46H84L85 48L86 47H88L87 46ZM127 44V43H126ZM127 44V45H128ZM135 44H136V41H135V43L134 44H132V45H134L135 46ZM177 44L179 45V46H177ZM237 45L235 46V48L236 47H238L239 45H238V43H236ZM259 44V45H258ZM75 45V44H74ZM75 45V46H76ZM79 45H78V48L79 49H82L83 47L81 46V47H79ZM105 45V44H104ZM102 46L103 48L105 47V49H107V47H109V46H107V44H106V46ZM123 44H121V46H122ZM169 45H171L170 47H169ZM240 45H242V44H240ZM5 46V45H4ZM4 46H2L3 48H1V46H0V49L1 50H3L4 49ZM7 46V45H6ZM89 46H90V44H89ZM93 45L91 44V46L89 47V49L90 50H92V48L94 49V47L95 46H93ZM99 46H101V45H98L97 47H99ZM114 46H115V43H114ZM117 46V45H116ZM259 46V47H258ZM10 47V45L9 46H7L4 50H7L8 48ZM92 47V48H91ZM97 47H95L96 49H97ZM111 47V46H110ZM112 47H113V45H112ZM119 47V46H118ZM123 47L125 48L126 47V45L124 46L123 45ZM129 47H128V49L126 50V49H123V50H125V51H128L129 50ZM228 47V46H227ZM231 46H229V48H230ZM234 47V46H233ZM242 47V46H241ZM11 48V51L13 52V54H11L10 52L11 51H9V53H8V51L6 52V51H2L3 53L5 52V53H7V54H4V56H5V58H7V57H9V56H11L12 55V57L14 56V49L12 50V48L13 47H10ZM77 48V49H78ZM85 48H83L82 50H84ZM99 48H101V47H99ZM97 49V50H103V48L102 49ZM114 48V47H113ZM122 48V47H121ZM148 48V49H147ZM172 48H174V49H172ZM239 48V47H238ZM237 48V49H238ZM78 49V50H79ZM87 49V48H86ZM88 49V51H89V53H91L90 52V50ZM115 49V48H114ZM8 50H10V49H8ZM95 50V49H94ZM93 50V51H94ZM96 50V51H97ZM112 50V49H111ZM109 51L110 53H113L114 52V50L113 51ZM122 50V51H123ZM131 50V49H130ZM129 50V51H130ZM133 50H134V48H133ZM132 50V51H133ZM145 50V51H146ZM227 50V49H226ZM231 50H233L232 48H231ZM230 50V51H231ZM236 50V49H235ZM243 50V51H242ZM86 50H84L83 51V54H84V52H85ZM93 51H92V53H93ZM104 51V50H103ZM117 51H118V49L115 51V53H117ZM120 51V50H119ZM118 51V52H119ZM132 51H131V53H132ZM134 51V52H135ZM2 52H0V54H2ZM79 52H80V50H79ZM105 53L104 54H106V55H112V54H108V52L107 51H104ZM135 52V54L134 53H132L133 55H135L137 58H139V56H137L138 55V52L136 53ZM234 52H236V54H238L237 53V51H234ZM92 53L91 54H87L88 56H89V58H90V56L92 55ZM128 53V52H127ZM131 53L128 55V56H130L131 57V59H132V57H133V55L131 56ZM94 54V53H93ZM103 54V53H102ZM121 55H123V54H126V53H124V51L122 52V53H120ZM119 54V55H120ZM137 54V55H136ZM230 54H232V53H230ZM240 54V53H239ZM9 55V56H8ZM63 55V54H62ZM120 55V56H121ZM140 55V54H139ZM143 55V54H142ZM142 55H140V56H142ZM1 56V58L2 57H4V56H2V55H0ZM7 56V57H6ZM86 56V55H85ZM93 56V55H92ZM100 56V55H99ZM110 56H107V57H109L110 58ZM114 56H116V55H112V57H114ZM120 56H117V58H118V61H119V57ZM124 56V55H123ZM231 56V55H230ZM228 57V56H227ZM234 57V56H233ZM236 57V56H235ZM0 58V59H1ZM11 58V57H10ZM61 58H62V56H61ZM91 58H93V57H91ZM95 58H96V56H95ZM95 58H93V59H95ZM99 57H97V59H98ZM116 58V57H115ZM124 58V57H123ZM134 58V57H133ZM3 60L2 61H4L5 59L4 58H2ZM64 59V58H63ZM87 59V58H86ZM100 59V58H99ZM99 59H98V61H99ZM104 59V58H103ZM106 59V58H105ZM108 59V58H107ZM106 59V61H108L109 62V60H107ZM111 59V58H110ZM121 59V58H120ZM224 60V64H225V61L226 62H228L227 60H228V58H227V60L225 59V57L223 58ZM232 58H230L229 60H231ZM6 60H9V59H6ZM13 59H11V60H9V62H11ZM123 60H125V58L123 59ZM139 60V59H138ZM142 60V59H141ZM234 60H236V59H234ZM14 61V60H13ZM69 61V60H68ZM87 61H89V60H87ZM86 61V62H87ZM97 61V60H96ZM111 61V60H110ZM114 61H116V59L114 60ZM114 61L111 63L112 65V67L114 68V69H112V67H110L109 68V72H110V70H114V72H116L118 75H119V73L121 74L122 73V70H120V72H118L117 70H119V69H117V70H115V67H114V65H116V62H115V64H114ZM125 61H128V59L127 60H125ZM125 61H123V62H125ZM145 61H147V60H145ZM144 61V62H145ZM214 61V60H213ZM232 61V60H231ZM238 61V60H237ZM243 61V60H242ZM0 62H1V60H0ZM5 62V61H4ZM8 62V61H7ZM6 62V63H7ZM8 62V63H9ZM66 62V61H65ZM90 62V61H89ZM92 62V61H91ZM90 62V63H91ZM99 62H101V61H99ZM105 62V61H104ZM108 62H107V64H108ZM120 62V61H119ZM117 63V64H119V65H121V63ZM121 62H122V60H121ZM123 62H122V64H123ZM132 62V61H131ZM139 62V61H138ZM137 62V63H138ZM217 62H219V61H216L215 63H217ZM1 63H3V62H1ZM0 63V64H1ZM8 63L7 64H5V65H7V67H9L8 66ZM12 63V62H11ZM70 63V62H69ZM88 63V62H87ZM102 63V62H101ZM231 63V62H230ZM103 64V63H102ZM105 64H106V62H105ZM106 64V65H107ZM128 64H130V63H128ZM133 64V66H131V67H133L134 68V66H136V67H139V66H137V65H135L134 63H132ZM132 64H130V65H132ZM140 64V63H139ZM217 64H219V63H217ZM217 64H215V65H217ZM223 64V65H224ZM227 64V63H226ZM229 64V63H228ZM232 64V63H231ZM234 64V63H233ZM236 64V63H235ZM10 65V64H9ZM70 67H71V65L70 64H68ZM109 65H110V62H109ZM222 64H220V66H221ZM1 67H3L2 65H0ZM224 66H226V65H224ZM234 66V65H233ZM232 66V67H233ZM0 67V68H1ZM6 67V66H5ZM73 67V66H72ZM71 67V68H72ZM108 67V66H107ZM118 67V66H117ZM119 67H122V66H119ZM118 67V68H119ZM130 67V66H129ZM130 67V68H131ZM219 67V66H218ZM70 68V69H71ZM126 68V67H125ZM221 68V67H220ZM227 68H229V66L227 67ZM235 68V67H234ZM235 68V69H236ZM5 68H3V70H4ZM7 69H9V68H6V70ZM73 70H74V68H72ZM132 69V68H131ZM135 69V68H134ZM134 69H132V71L134 70ZM222 69V68H221ZM216 70H220V69H216ZM223 70H224V68H223ZM229 70V69H228ZM5 71V70H4ZM8 71V70H7ZM126 71V69L123 71V72H125ZM128 71V70H127ZM131 71V70H130ZM129 71V72H130ZM134 73H137V72H135V70L133 71ZM138 72H139V70H138ZM141 72V76H140V74L138 75V76H133L132 75V72H130V75L134 78V77H140L141 78V80L144 78L145 79V77H143L142 76V72L143 71H140ZM220 72H222V71H220ZM219 72V73H220ZM227 72V71H226ZM1 73H3V71L1 70L0 71V74ZM133 73V74H134ZM217 71H215V75L216 74H219ZM4 74V73H3ZM6 74V73H5ZM115 74V73H114ZM116 74V75H117ZM125 74H127L128 75V77H129V74L126 72ZM123 75V73H122V75L123 76H125V78H126V76L127 75ZM223 74V73H222ZM116 75H115V77H116ZM121 75V76H122ZM135 75V74H134ZM137 75V74H136ZM147 75H145V76H147ZM163 75H165V77H163ZM174 75H176L178 78H177V82L179 81V83H177V82H173V83H169L170 82V80L171 81H173L174 79ZM207 75H209V77H207ZM220 75V74H219ZM224 75V74H223ZM226 75H228V73L227 74H225V76ZM6 76V75H5ZM113 76V75H112ZM222 76V75H221ZM220 76V78L222 79V77ZM225 76H223V78L225 77ZM229 76V75H228ZM3 76H2V74H1V77L0 78H2ZM9 77V76H8ZM127 77V78H128ZM143 77V78H142ZM217 77V76H216ZM219 77V76H218ZM121 77H119V78H117V81H118V79L120 80V81H122V78L120 79ZM124 78V77H123ZM132 78V79H133ZM79 79H80V77H79ZM107 79V78H106ZM116 79V78H115ZM129 79V78H128ZM139 79V78H138ZM173 79V80H172ZM179 79V80H178ZM216 79H218V78H216ZM215 79V80H216ZM227 79V80H226ZM235 79V78H234ZM234 79H231L232 81H234ZM125 80H127V79H125ZM130 80V79H129ZM134 80H135V78H134ZM140 80V79H139ZM137 81V79H136V83L137 82H141V80L140 81ZM215 80H214V82H215ZM225 80L226 81H228V77L227 78H225ZM113 81H115L114 79H113ZM120 81L118 82V83H120ZM145 81V80H144ZM217 81H220V80H216V83H217ZM222 81H223V79H222ZM226 81H223L224 83L226 82ZM116 82V81H115ZM125 82V81H124ZM131 82V81H130ZM129 81H128V83L131 85L132 83H130ZM133 82V86H130L129 85V87H128V83L126 84L127 85V87H126V85H122L121 84V86H125L126 88H128V90H130V87H132V88H134V90H135V88L138 86V84H137V86L134 84V81H132ZM142 82H143V80H142ZM190 82H192L193 83V85L191 84V85H189L188 83H190ZM222 82V83H223ZM231 82V81H230ZM123 83V82H122ZM208 83V82H207ZM213 83V82H212ZM211 83V84H212ZM216 83L214 84V85H216ZM220 83V82H219ZM218 83V84H219ZM222 83H220V84H222ZM244 84V87L243 86H241V84ZM245 83L247 84L246 86H245ZM8 84V83H7ZM124 84V83H123ZM142 84V83H141ZM144 83H143V85H145ZM217 84V86H220V84L218 85ZM231 84V83H230ZM233 84V83H232ZM140 85V84H139ZM209 85V84H208ZM207 85V86H208ZM111 86V85H110ZM216 86V87H217ZM231 86H233V85H229V87H231ZM2 87V85L0 86V88ZM141 88L140 89H142V90H144V88H142L143 86H140ZM145 87V86H144ZM4 88H6L5 86H4ZM95 88V87H94ZM122 88V90L121 91H123V87H121ZM126 88H125V90H126ZM131 88V89H132ZM139 87H137L136 88V90L138 89ZM219 88H220V90H219ZM213 89V88H212ZM232 89H234L233 87H232ZM247 89V88H246ZM3 90V89H2ZM124 90V91H125ZM215 90V89H214ZM213 90V91H214ZM217 90V89H216ZM218 90L219 91H221V90H223V89H221V87H218ZM217 90V91H218ZM235 90V89H234ZM1 91V90H0ZM148 91V92H147ZM206 91V90H205ZM210 91H212L211 89H210ZM216 91V92H217ZM218 91V92H219ZM126 92V91H125ZM137 92H138V95H137ZM139 92L142 94V92H144L145 93V90L144 91H139V89L137 90V91H135V92H133V93H135L136 94V96H138V99H140L141 100V98H139L140 97V95L141 94H139ZM111 93V92H110ZM126 93H128L127 94V96H129L130 95V92L128 91V92H126ZM144 93L141 95V96H143V97H145L146 98V95H144ZM211 93V92H210ZM220 93V92H219ZM218 93V94H219ZM237 93V92H236ZM235 93V94H236ZM241 93H243V92H241ZM23 94V93H22ZM131 94H132V92H131ZM227 94H228V92H227ZM239 94L240 93H237V95L239 96ZM103 95V94H102ZM133 95V94H132ZM215 95V94H214ZM251 95L252 94H247L246 96H248V97H246V96H240L241 98H243V99H241L240 97H238V99H240L242 102H245V97H246V103H243V105H242V108L245 110L247 107H249L248 105L250 104V103H253L252 101L250 102V101H248V100H250L252 97H251ZM2 96V95H1ZM19 96V95H18ZM234 96V94H230V97H232V98H234L233 97ZM251 98H250V97ZM104 97V96H103ZM216 97V96H215ZM229 97V96H228ZM106 98V97H105ZM148 98V97H147ZM185 98H187L186 99V101L184 100ZM232 98H230L231 100H232ZM236 98V97H235ZM248 98H250V99H248ZM6 99H8L7 97H6ZM135 99H137V97L135 98ZM137 99V100H138ZM228 99V98H227ZM226 99V100H227ZM10 100V99H9ZM136 100V101H137ZM146 100H148V99H146ZM230 100V102L229 103H231L232 101ZM253 100V99H252ZM149 101V102H150ZM240 101V102H241ZM254 101V100H253ZM3 102V101H2ZM8 103H10V102H8ZM236 106L238 105V101H236ZM2 104V103H1ZM17 104V103H16ZM111 104V103H110ZM233 104V103H232ZM234 104H235V101H234ZM233 104V105H234ZM246 104V108L244 107V105ZM4 105H5V102H4ZM8 105V104H7ZM12 105V104H11ZM138 105H139V103H138ZM148 105V104H147ZM148 105V106H149ZM16 106V105H15ZM23 106V105H22ZM184 106H185V108H184ZM189 106V107H188ZM235 105L233 106V107H236ZM239 106V105H238ZM237 106V108H239ZM252 106H253V104H252ZM9 107H11V106H9ZM9 107H7V108H9ZM19 107V106H18ZM150 107V106H149ZM149 107H146L147 109L149 108ZM188 107V108H187ZM228 107V108H227ZM251 107V106H250ZM2 108V107H1ZM12 108V107H11ZM10 108V109H11ZM181 108H184V109H181ZM253 108V107H252ZM251 108V109H252ZM4 109H6V108H4ZM12 109H14L15 110V108L13 107ZM17 109V108H16ZM105 109V108H104ZM154 109V110H155ZM181 109V110H180ZM233 109H235V108H233ZM242 109V110H243ZM3 110V109H2ZM7 110V109H6ZM190 110V109H189ZM230 110H231V108H230ZM255 110H254V112H255ZM3 111H5V110H3ZM7 111H9L10 112V110H7ZM105 112H106V110H104ZM155 111H157V110H155ZM235 112V110H232L231 112ZM250 111V110H249ZM248 111V113L249 114H251V112H252V110H251V112H249ZM9 112H7V113H9ZM164 112V111H163ZM189 112V111H188ZM188 112H186V113H188ZM247 112V111H246ZM253 112V116H255L256 115V113H254ZM159 113V112H158ZM179 113V114H178ZM183 113H184V111H183ZM246 114V115H249V114ZM11 114V113H10ZM13 114V113H12ZM147 114V113H146ZM150 114V113H149ZM160 114V113H159ZM162 114V113H161ZM166 114V113H165ZM188 114H190V112L188 113ZM2 115H4V113L2 114ZM99 115V114H98ZM152 115V114H151ZM150 115V116H151ZM154 115L156 116V114L154 113ZM168 115V114H167ZM167 115H165V116H167ZM185 115V114H184ZM230 115V116H229ZM244 115V114H243ZM245 115V116H246ZM9 116L10 115H8V118H9ZM162 116V115H161ZM160 116V117H161ZM163 116H164V113H163ZM162 116V117H163ZM187 116V115H186ZM251 116H252V114H251ZM6 118H7V116H5ZM11 117V116H10ZM111 117V116H110ZM144 117V116H143ZM153 118H154V116H152ZM234 117V116H233ZM244 117V116H243ZM243 117H242V119H243ZM249 117V119L248 120H250V115L248 116ZM8 118H7V120H8ZM13 118V117H12ZM12 118H9V120L10 119H12ZM30 118H32V117H30ZM158 118V117H157ZM156 117H155V119H157ZM167 118V117H166ZM236 118V117H235ZM112 119V118H111ZM149 119H152V118H149ZM152 120L153 122H152V125H153V123H154V121H155V123L158 121H156V120ZM160 119H162V118H160ZM159 119V120H160ZM185 119V118H184ZM192 118H190V120H191ZM192 119V120H193ZM234 119V118H233ZM237 119V118H236ZM26 120V119H25ZM24 120V121H25ZM166 120H168V119H166ZM244 120H246V119H244ZM243 120V121H244ZM251 120L252 121H254L252 118H251ZM146 121V120H145ZM147 121H148V119H147ZM162 121H164V120H162ZM251 121V122H252ZM254 121V122H255ZM26 122V121H25ZM241 121H239V123H240ZM246 122V124H247V121H245ZM253 122V123H254ZM8 123H11V122H8ZM158 123H161V122H158ZM156 124V126L157 125H160V124ZM169 123V124H168ZM234 123V122H233ZM249 123H250V121H249ZM150 124H151V122H150ZM36 125H40V123H37ZM42 125V124H41ZM179 125V126H178ZM190 125V124H189ZM221 125V126H220ZM248 125V124H247ZM246 125V126H247ZM253 126H254V124H252ZM251 125V126H252ZM35 126V125H34ZM118 126V125H117ZM162 126V125H161ZM164 126V125H163ZM200 126V127H199ZM201 126H203L202 128H201ZM229 126V127H230ZM262 126V127H263ZM129 127V126H128ZM155 127V126H154ZM160 127V126H159ZM166 127V126H165ZM185 127H187L188 129H189V127H188V125H185ZM236 127V126H235ZM249 127H250V125H248L247 126V130L249 129ZM257 126H255L254 128H256ZM262 127H260L261 128V130L263 129L264 130V127L262 128ZM37 128V127H36ZM151 128V130L153 131V127H150ZM172 128V127H171ZM193 128H194V126H193ZM192 128V129H193ZM201 128V129H200ZM208 129H209V127H207ZM33 129V128H32ZM32 129H30V131H28V133H29V136H26V138L27 137H29L30 138V136L32 135H30V132L32 131ZM137 129H140V128H137ZM162 130H156V132L155 133H157V131H162L161 133H163L164 132V128L162 127L161 128ZM176 130L175 131V133H173V132H171L173 135L174 134H176L177 133V131L180 133V131L179 130ZM194 129H196V127L194 128ZM193 129V130H194ZM203 129H202V131H203ZM206 129V128H205ZM205 129H204V131L203 132H205L206 134H207V132L205 131ZM210 129H212V127L210 128ZM224 129H225V131H226V128L224 127ZM232 129H234V131H235V128H234V126L232 127ZM232 129H231V131H232ZM257 129H258V127H257ZM131 130V129H130ZM196 130H198V129H196ZM194 131V132H196V133H198L199 132V130H198V132L197 131ZM259 130V129H258ZM7 131V130H6ZM33 131H34V129H33ZM33 131L31 132V133H33ZM35 131H36V129H35ZM154 131H155V128H154ZM201 131V132H202ZM210 131V130H209ZM212 131V130H211ZM224 131V130H223ZM223 131L221 132V133H223ZM224 131V132H225ZM231 131H230V133H231ZM15 132V134H17V131H14ZM37 132V131H36ZM201 132L200 133H198V134H201ZM226 132H228V131H226ZM233 132V131H232ZM249 132V131H248ZM256 133L258 132V131H255ZM264 132V131H263ZM263 132H260V133H262V135H264L263 134ZM8 133V132H7ZM7 133H5V134H7ZM138 133V132H137ZM137 133H136V135H137ZM141 133V135H142V132L140 131L139 132V134ZM145 133V131L143 132V134ZM150 133V132H149ZM161 133L159 134V133H157V135L159 136H157V135H155V137H156V141L157 142H159V140H157V139H160V135H161ZM169 133V132H168ZM168 133L165 135L166 137H167V135H168ZM170 133V134H171ZM179 133H177L178 134V136H179ZM188 133L190 134L191 133V135H192V132H190V131H188ZM209 133V132H208ZM210 133H213V132H210ZM209 133V134H210ZM229 133V132H228ZM227 133V135L226 136H228L229 134ZM250 133H251V131H250ZM260 133L258 132V135H260ZM14 134V133H13ZM13 134H12V132H11V135L13 136ZM151 134V133H150ZM177 134H176V136H177ZM214 134V133H213ZM216 134V133H215ZM214 134V135H215ZM220 134V133H219ZM225 134V133H224ZM231 134H233V133H231ZM235 134V133H234ZM233 134V135H234ZM9 136H10V134H8ZM34 135V134H33ZM123 135V134H122ZM145 135V134H144ZM154 135V133L152 134V136ZM163 135V134H162ZM197 135V134H196ZM211 135V134H210ZM218 135V134H217ZM217 135H216V137H217ZM223 135V134H222ZM222 135H218V137L220 138V136H222ZM233 135H230V138L227 140V138H226V140L229 142V140L232 138V137H235V135L233 136ZM252 135V134H251ZM255 135V134H254ZM257 135V134H256ZM255 135V136H256ZM8 136V137H9ZM15 136L17 137V135H14L13 137H14V140H12L10 143H14V141H15ZM164 136V137H165ZM175 136V135H174ZM174 136L172 137V138H174ZM175 136V137H176ZM177 136V137H178ZM193 136H194V134H193ZM198 136V135H197ZM207 136H209L208 134H207ZM224 136V135H223ZM222 136V137H223ZM232 136V137H231ZM255 136H253V137H255ZM261 136V135H260ZM33 136H31V138H32ZM137 137V136H136ZM142 137V136H141ZM163 137V138H164ZM168 137H170V136H168ZM199 138H201L200 137V135L198 136ZM215 137V138H216ZM218 137H217V139H216V141L214 140V143L216 142V144L218 145V143H219V140L221 139H219L218 140ZM229 137V136H228ZM259 137V136H258ZM263 137V136H262ZM261 137V138H262ZM28 138V139H29ZM125 138V137H124ZM153 138H154V136H153ZM162 138V139H163ZM171 138V139H172ZM179 138V137H178ZM177 138V139H178ZM181 138V137H180ZM193 138V137H192ZM195 138V137H194ZM198 138V139H199ZM210 138H213V136L212 137H210ZM236 138V137H235ZM248 138H249V135H248ZM252 138V137H251ZM260 138V137H259ZM8 139V138H7ZM151 137H150V139H149V142L151 141ZM167 139H169V138H167ZM170 139V140H171ZM175 139V138H174ZM196 139V138H195ZM194 139V140H195ZM202 139V138H201ZM200 139V140H201ZM204 139V138H203ZM214 139V138H213ZM223 139V138H222ZM245 139H247V138H245ZM258 139V138H257ZM263 139H264V137H263ZM263 139H260V140H263ZM34 140V139H33ZM142 140V139H141ZM146 140V139H145ZM166 139H164V141H162L163 143L165 142L166 143V141H165ZM169 140V141H170ZM180 140V142H181V139H179ZM179 140H177V142L179 141ZM199 140V141H200ZM207 140V139H206ZM212 139H210V141H211ZM224 140V139H223ZM223 140H220V141H223ZM232 140V139H231ZM230 140V141H231ZM236 140V141H235ZM234 141H232V142H230V144L228 145V144H225L226 142L225 141H223V142H225V143H222L223 144V146H224V144L227 146H225L226 147V149H225V147H224V151L222 150V149H220L221 147H222V144H219L218 146H219V149L220 150H222L220 153L222 154H224L223 156H226V155H228V158L230 157V152H231V150H233V148L235 149L236 148V150L235 151H237V146H238V150L240 151V149L242 150V148H243V145H245V148L244 149H247V147H249L248 149L249 150H251L250 149V146L247 144H243L242 145V141H244V139H240L239 138V141H238V139H235ZM249 140V139H248ZM55 141V140H54ZM156 141H154L153 140V143L154 142H156ZM168 141V143H170ZM173 141L174 140H171V142L173 143ZM191 141H192V139H191ZM196 141V140H195ZM194 141V142H195ZM203 141V140H202ZM204 141H205V139H204ZM203 141V142H204ZM209 141V142H210ZM213 141V140H212ZM210 142L211 144H213V142ZM218 141V142H217ZM253 141H254V139H253ZM258 140H256V142H257ZM32 142V141H31ZM49 142V141H48ZM142 142V141H141ZM193 142V141H192ZM191 142V143H192ZM201 142V141H200ZM207 142H208V140H207ZM206 141H205V143H207ZM227 142V143H228ZM246 142H251V141H246ZM255 142V141H254ZM263 142H264V140H263ZM70 143V142H69ZM151 143V142H150ZM162 143V144H163ZM167 143V144H168ZM197 143V142H196ZM202 143V142H201ZM221 143V142H220ZM160 144V143H159ZM159 144H155L156 145V147H157V149H158V146L157 145H159ZM180 144V143H179ZM178 144V145H179ZM195 144V143H194ZM199 144V143H198ZM258 144H260V143H258ZM263 145H264V143H262ZM152 145V144H151ZM155 145L154 146H151V148L152 147H155ZM161 145V144H160ZM168 145H170L169 147H168ZM168 145H165L166 147H168V148H170L173 144H168ZM177 145V144H176ZM214 145L215 144H213V147H214ZM253 145L255 146V144H252V147H253ZM199 146V145H198ZM197 146V147H198ZM203 146H204V144H203ZM205 146H206V144H205ZM212 146V145H211ZM218 146L216 147V148H218ZM228 146H229V149H228ZM242 146V147H241ZM262 146V145H261ZM18 147V146H17ZM52 147V146H51ZM149 147V146H148ZM161 147V146H160ZM165 147V148H166ZM201 148H202V150L204 151V149H203V147H202V145L200 146ZM199 147V148H200ZM256 147V146H255ZM254 147V149L255 150H253V151H255L256 153H257V149H259V148H257V147H260V146H257L256 148ZM161 148H163V147H161ZM176 148H178V146H176ZM194 148H195V146H194ZM198 148V149H199ZM201 148H200V151H201V154L203 155V153H205V152H203L202 153V150H201ZM206 150L205 151H207L208 149H209V147H204ZM230 148H232V149H230ZM188 149V148H187ZM198 149H197V152H198ZM230 150V152H226V151H228V150ZM263 149V148H262ZM49 150H51L50 148H49ZM147 150V149H146ZM152 151L153 149H150V147H149V150L147 151V153L149 152V151ZM154 150H156L155 148H154ZM153 150V151H154ZM162 150V152H163V149H161ZM160 150V151H161ZM169 150V149H168ZM191 150V149H190ZM190 150L189 151H187V152H190ZM226 150V151H225ZM252 150H251V152L250 151H247L249 154L250 153H252ZM53 151V150H52ZM167 151V150H166ZM178 151V150H177ZM243 151V150H242ZM258 151H261V150H258ZM263 151H264V149H263ZM14 152V151H13ZM51 152V151H50ZM156 152H158V150L157 151H154V153H156ZM168 152H171V151H168ZM167 152V153H168ZM186 152V153H187ZM213 152V153H212ZM211 153L212 154H210V150L209 151H207V153H208V155H205V156H209L210 157V159L212 160L213 159V157L215 158V156H213V157H211L212 155H215V152L214 151H212ZM226 152V153H225ZM241 152V151H240ZM240 152H239V154H238V151L236 152V157H238L237 155H240ZM11 153V152H10ZM23 153V152H22ZM21 152H20V154L21 155H24V154H22ZM52 153V152H51ZM114 153V152H113ZM146 153V154H147ZM152 152H150L149 153V157H150V154H151ZM200 153V152H199ZM206 153V154H207ZM228 153V154H227ZM231 153H234V152H231ZM244 152H242V154H243ZM255 153V154H256ZM259 153H261L262 154V152H259ZM26 154V153H25ZM162 154V153H161ZM188 154V153H187ZM187 154H185V155H187ZM190 154H192V153H190ZM198 153H195V156L197 155ZM249 154H247V156L249 155ZM254 154V153H253ZM252 154V155H253ZM7 155H9V154H7ZM16 155V154H15ZM152 155H153V153H152ZM151 155V157L152 158H155V157H153ZM163 155H165V157L166 156H168L169 158L171 157V155L168 153V155H166V154H163ZM178 155H179V157H180V154L178 153ZM182 155V154H181ZM232 155V154H231ZM18 156V155H17ZM16 156V157H17ZM20 156V155H19ZM148 156H147V158H148ZM160 156H162V155H160ZM159 156V157H160ZM193 157L194 156V154L193 155H189L188 154V159L186 158V160H185V158H184V162L186 163L187 162V160H188V164L187 165H191L190 164V161H191V163H192V160L193 159H195L194 157H193V159L191 160V158H189V157ZM200 156V155H199ZM205 156H203V157H205ZM8 157V156H7ZM21 157V156H20ZM219 157H220V155H219ZM236 157H234V155H233V161H235L237 158ZM250 157V156H249ZM256 157H258V154H257V156ZM26 158V157H25ZM168 158V159H169ZM181 158H183V157H181ZM220 158H222V156L220 157ZM219 158V159H220ZM232 158L230 159L231 161V163H232ZM236 158V159H235ZM247 158V157H246ZM251 158V157H250ZM249 158V159H250ZM12 159V158H11ZM11 159H9V161H11ZM14 159V158H13ZM12 159V160H13ZM20 159V158H19ZM163 159V158H162ZM189 159H190V161H189ZM205 159H207V157H205ZM218 159V160H219ZM239 159V158H238ZM237 159V160H238ZM148 159H146V161H147ZM170 160H171V158H170ZM201 160V159H200ZM200 160H199V163H200ZM208 160H209V158H208ZM214 161H215V159H213ZM212 160V161H213ZM236 160V161H237ZM247 161H248V159H246ZM251 160H254V159H251ZM176 161V160H175ZM197 162L196 163H198V160H196ZM206 161V160H205ZM213 161V162H214ZM221 161V160H220ZM229 161V160H228ZM239 161V162H238ZM237 162L240 164V161H241V159H239ZM243 162H244V159L242 160ZM261 161H263V160H261ZM201 162H202V160H201ZM212 163L210 160L207 162V163ZM216 162H218L217 160H216ZM222 162V161H221ZM230 162H228V164L230 165ZM249 162V161H248ZM251 162V161H250ZM252 162H254V161H252ZM256 162H258V160L256 161ZM260 162V161H259ZM258 162V163H259ZM264 162V161H263ZM119 163V162H118ZM148 163V162H147ZM195 163V164H196ZM207 163H204V164H206V165H208ZM257 163V164H258ZM23 164H24V162H23ZM195 164H193V165H195ZM201 164V163H200ZM200 164H196V166H199ZM203 164V165H204ZM215 164H219V162L218 163H212V164H210V167L211 166H214V168L212 169V167H211V169L210 170H207V171H210L211 172V170H213L211 173L213 174V173H215V171L214 170H216L215 168H216V166H215ZM225 164V160H224V163H222V165L220 166L221 167V169H224V168H222V166ZM233 164V163H232ZM235 164L236 165H230L231 166V168L232 167H234V168H232V171L231 172H233V169H234V174H236L235 173V171L237 172L238 170H239V168H240V166H239V164H238V166H237V163L235 162ZM250 164V163H249ZM249 164H247V165H245L246 167L249 165ZM264 164V163H263ZM201 166V167H204V166ZM205 165V166H206ZM229 165H225V166H229ZM241 165V164H240ZM252 165V164H251ZM260 165H262V163L260 164ZM173 166V165H172ZM171 166V167H172ZM196 166H195V169H197V170H200L198 167L196 168ZM224 166V167H225ZM243 166H244V164H243ZM244 166V167H245ZM256 166V165H255ZM170 167V168H171ZM185 167V166H184ZM209 167V166H208ZM209 167V168H210ZM236 167H237V170H235L236 169ZM239 167V168H238ZM242 167V166H241ZM248 167H250V165L248 166ZM257 167V166H256ZM25 168V167H24ZM173 168V171H174V169H176V170H178L177 169V167L175 168V167H172ZM205 168V167H204ZM263 168V167H262ZM262 168H261V170H262ZM183 170H187L186 168L184 169V168H182ZM206 169V168H205ZM205 169H203L204 171L203 172H205ZM226 169V168H225ZM224 169V170H225ZM228 169H229V167H228ZM245 169V168H244ZM248 169V168H247ZM246 169V170H247ZM251 169V172H252V168H250ZM253 171H256V169L253 167ZM13 169H12V167H11V171H12ZM15 170V169H14ZM13 170V171H14ZM25 170V169H24ZM28 170V169H27ZM171 170L172 169H170V174H171ZM202 170V169H201ZM201 170H200V172H201ZM246 170H244L245 172L243 173V174H245L244 176L245 177H247L246 176ZM260 170V169H259ZM259 170L257 171V172H259ZM260 170V171H261ZM264 170V169H263ZM263 170H262V173H263ZM16 171V170H15ZM29 171V170H28ZM147 171H148V169H147ZM219 171V170H218ZM218 171H216V172H218ZM221 171V170H220ZM228 172H230V170H227ZM241 172H243V169L242 170H240ZM239 171V172H240ZM30 172V171H29ZM179 172V174H180V170L178 171ZM182 172H184V171H182ZM191 172V171H190ZM194 172H196V170L194 171ZM194 172H192V173H194ZM199 172V171H198ZM199 172V173H200ZM203 172H201L200 174L201 175H203L204 173ZM209 172V174H211ZM185 173H187V172H185ZM197 173V172H196ZM196 173H194V175L192 174V178L193 177H197V176H195V175H197ZM198 173V174H199ZM28 174V173H27ZM32 174V173H31ZM169 174V176H172V174L170 175ZM184 174V173H183ZM200 174L198 175L199 177H200ZM208 174V173H207ZM206 174V176L208 177V175ZM228 174H230V173H228ZM233 174V175H234ZM242 174V173H241ZM258 174V173H257ZM22 175H23V173H22ZM176 175V174H175ZM174 174H173V176H175ZM178 175V174H177ZM181 176H182V173L180 174ZM217 175V174H216ZM219 175V174H218ZM224 174H222L221 176H223ZM232 175V173H231V176H233ZM237 175H238V177H239V175L240 174H238L237 173ZM236 175V176H237ZM247 175H248V173H247ZM249 175H250V172H249ZM255 175V174H254ZM261 176H262V174H260ZM10 176H12L11 174H10ZM29 177H31L30 175H28ZM33 176H35V175H33ZM181 176H179V177H181ZM187 177V175H184V177ZM214 176V175H213ZM225 176H227V179H226V182H229V181H227V180H229V179H233V177H229L228 178V175H225ZM224 176V177H225ZM240 176H242V175H240ZM253 176V175H252ZM19 177H22V176H19ZM18 177V179H21V178H19ZM177 177V176H176ZM179 177H177V180H179L180 181V178ZM186 177L185 178H183V177H181V180H182V182L183 183H185V181H183V179H186ZM203 177V176H202ZM202 177H200V178H198V179H200L201 180V178ZM205 177V176H204ZM202 178V179H204V180H206L207 181V179H205V178ZM212 177V176H211ZM224 177H222V179L224 178ZM257 177H258V175H257ZM13 178H15V176L13 177ZM35 178V177H34ZM169 178V177H168ZM171 178V177H170ZM173 178V177H172ZM179 178V179H178ZM183 178V179H182ZM191 178V179H192ZM213 178V177H212ZM212 178H211V180H212ZM217 178V177H216ZM216 178H215V180H216ZM234 178H235V175H234ZM241 180L242 179H245L246 180V178H241V177H239ZM247 178H249L250 179V177H247ZM252 178V177H251ZM253 178H254V176H253ZM15 179H17V177L15 178ZM25 179V178H24ZM32 180H34L33 179V177L31 178ZM174 179H175V177H174ZM197 179V180H198ZM236 179V178H235ZM240 179H238V180H240ZM26 180V179H25ZM147 180V179H146ZM193 180V181H192ZM191 180V182L193 183L194 182V180H195V178L194 179H192ZM214 180V182H217V181H220L219 180V178L215 181ZM224 180H225V178H224ZM237 180V179H236ZM244 180V181H245ZM18 183L21 181H18V180H16ZM16 181L14 180V182H15V184L18 186L19 184H17L16 183ZM27 182H28V180H26ZM37 181V179L35 180V182ZM56 181V180H55ZM138 181V180H137ZM148 181V180H147ZM150 181V180H149ZM149 181H148V183H149ZM173 181V180H172ZM209 181H210V178H209ZM213 181V180H212ZM212 181L210 182V183H212ZM252 180L250 179V183H252L251 182ZM253 181H256L255 179L253 180ZM258 181H261L259 184H262V189H263V191H264V175H263V177H261L260 178V180H258V178H257V184H258ZM26 182V183H27ZM33 182V181H32ZM38 182H39V180H38ZM37 182V183H38ZM56 182H58V181H56ZM175 182H176V179H175ZM196 183H198L199 181H195ZM226 182H223V183H226ZM234 184H235V180H233L232 181ZM243 182V180L242 181H239V183L238 184H241ZM246 182H248L249 183V180L247 179L246 180ZM25 183V184H26ZM29 183H31V182H29ZM164 183V182H163ZM176 183H178V182H176ZM191 183V184H192ZM196 183H193V185L194 184H196ZM206 183V182H205ZM204 183V185L205 186H207L206 184H209V182H207L206 184ZM220 183H221V181H220ZM232 183V184H233ZM244 183V182H243ZM241 184V186L242 185H244V184ZM59 184V183H58ZM147 184V183H146ZM180 184V183H179ZM200 184V183H199ZM201 184H202V182H201ZM222 184V183H221ZM221 184H219L218 186L215 184H210V186L211 185H213V189H214V187H218L219 189V192H220V185ZM230 183H228L227 185H229ZM232 184L230 185V186H232ZM233 184V185H234ZM237 183H236V186L237 187H239V185H238ZM253 184H255V183H253ZM31 185V187L32 186H34L33 184H30ZM30 185L28 184L27 186H29V188L31 189V187H30ZM155 185V184H154ZM164 185H167L166 184V182L164 183ZM184 185V184H183ZM189 185V184H188ZM193 185H192V187L190 188L191 190H192V192L194 191V190H197L196 192H198V193H195V195H198V194H200L201 193V189L199 188L200 187V185L199 186H197L198 187V189H196V188H193ZM196 185H198V184H196ZM203 185V186H204ZM245 185H247V184H245ZM245 185L244 186H242L243 187V191L245 192L246 191V189H247V193H250L253 189H250V185H251V188H252V184H249V187L248 188H246L245 187ZM27 186H26V188H27ZM88 186V185H87ZM148 186H149V184H148ZM195 186V185H194ZM224 187H221V188H223V190L224 191H226L225 190V187L229 190V188L230 187H228V186H226V185H223ZM155 187V186H154ZM153 187V188H154ZM217 187H216V190H217ZM242 187H240V188H242ZM255 187H257L256 186V184H255ZM254 187V188H255ZM260 187H261V185H260ZM29 188H27L28 190H29ZM89 188V187H88ZM143 188V187H142ZM149 188V187H148ZM157 188V187H156ZM161 188V187H160ZM143 189H145V188H143ZM165 188H163V186H162V188L161 189H152V190H154V192H156V191H158V190H160V191H158V192H162L163 190H164ZM189 189V190H190ZM212 189V190H213ZM231 189H234V188H231ZM237 188H235L234 190H236ZM239 189V188H238ZM237 189V190H238ZM256 189L257 190H259L258 188H255L254 189V191H252V195L253 194H255V196H257L258 194L260 195V197H258L257 196V198L258 199H260V200H262V198H261V196H263L264 194L263 193H259L261 190H259L258 192L256 191ZM39 190V189H38ZM147 190V189H146ZM145 190V191H146ZM166 190V189H165ZM164 190V191H165ZM223 190H221V192H223ZM233 190V191H234ZM237 190H236V192H237ZM239 190H241V189H239ZM249 190H251L250 192H249ZM25 191H27L26 189H25ZM30 191V190H29ZM28 191V192H29ZM32 191V190H31ZM40 191V190H39ZM38 191V192H39ZM92 191V190H91ZM93 191H94V189H93ZM95 191H97V189H95ZM99 191V190H98ZM206 191V190H205ZM204 191V192H205ZM215 191V190H214ZM232 191V190H231ZM233 191H232V194H234L235 193V191H234V193H233ZM37 192V193H38ZM192 192H191V194H192ZM203 192V193H204ZM217 192V191H216ZM215 192V193H216ZM220 192V193H221ZM228 192H230V191H228ZM227 192V193H228ZM255 192V193H254ZM94 193V192H93ZM99 193V192H98ZM215 193H212V194H215ZM219 193V194H220ZM241 193V191L239 192L238 191V194L240 195V196H242L243 194H240ZM29 196H33L34 195V197H35V195H37L36 193H34V194H30V193H27ZM100 194V193H99ZM217 195V194H215L214 195V197H212V198H210L211 200H213V201H211L210 199H206V202H212L211 204H213V203H215V208L217 207V209H215V211L216 210H218V212H217V214L218 213H220L221 211H222V215H226V214H224V212H228L229 211V206H231V201L230 202H228V200H229V198H228V196L226 195V194H224V193H221L220 195ZM186 195V194H185ZM228 195H231V194H229L228 193ZM237 195V194H236ZM245 195V194H244ZM248 195V194H247ZM246 195V196H247ZM251 195V194H250ZM52 196H54V195H52ZM97 196H99L98 194H97ZM162 196V195H161ZM164 196H168V195H164ZM233 196V195H232ZM232 196H230V197H232ZM255 196H254V198H255ZM34 197H31V198H33L34 199ZM100 197V196H99ZM160 197V196H159ZM169 197V196H168ZM183 197H184V195H183ZM218 197L220 198V200H218ZM233 197H235V196H233ZM239 197V196H238ZM238 197H236L235 198V202H237V200H238ZM248 197H250V196H248ZM29 198V200L31 199L30 197H28ZM101 198V197H100ZM151 199H152V197H150ZM166 198V197H165ZM254 198H253V196H252V199H250L249 198V200L247 199V198H245V200L247 199L249 202H251V200L253 201V202H251V204L252 203H254V206H255V208L254 207H252V209L254 208V210L256 211V209H257V205L258 204H256L255 203V201H257V202H259V200H255L254 201ZM32 199V200H33ZM55 199V198H54ZM102 199V198H101ZM193 199V198H192ZM191 199V200H192ZM241 198H239V201L238 202H240V206L238 207V205H235L236 203L235 202H233V203H235V204H233L234 206H232L231 207V210H234V215H236L237 213L240 215L239 216V218H241V220L239 221V226H240V228H241V230H243L245 227H246V223H245V221H244V216L243 215H245V211H246V206L245 205H243V204H245V202L244 201H241V200H243V199H241ZM31 200V201H32ZM200 200L202 201V199H199L198 201H199V203H200ZM217 200V201H216ZM25 201H28V199L27 200H25ZM190 201V200H189ZM193 201V200H192ZM227 201V202H226ZM232 201H234V200H232ZM33 202V201H32ZM31 202V203H32ZM52 202H55V201H52ZM51 202V204L53 205V203ZM242 202H243V204H242ZM248 202V203H249ZM262 202H263V204H264V201L262 200ZM23 203V202H22ZM28 204L30 203V202H27ZM198 203V202H197ZM196 203V204H197ZM246 203H247V201H246ZM260 203V205L262 206V203L261 202H259ZM50 204V210L49 211H51L52 210V205ZM189 204H190V202H189ZM206 204V203H205ZM250 204V205H251ZM23 205V204H22ZM24 205H25V203H24ZM54 205H56V204H54ZM53 205V206H54ZM249 204H247V206H248ZM29 207H30V204L28 205ZM81 206V205H80ZM192 206H194V205H192ZM259 206V205H258ZM28 207V208H29ZM55 207V206H54ZM56 207H57V205H56ZM61 207V206H60ZM248 207H250V206H248ZM23 208V207H22ZM27 207H26V209H28ZM82 208V207H81ZM173 208L175 209V207L173 206ZM251 208V207H250ZM264 208V207H263ZM262 208V210L264 211V209ZM15 209H17V208H15ZM249 209V208H248ZM247 209V210H248ZM19 210H21V209H19ZM55 212H56V208L55 209H53ZM57 210H59V207H57ZM61 210H62V207H61ZM85 209L83 208V211H84ZM220 210V211H219ZM261 210V209H260ZM261 210V211H262ZM54 211H52L53 213H55ZM60 211V210H59ZM58 211V212H59ZM64 211V210H63ZM65 211H66V209H65ZM180 211V210H179ZM248 211H253V210H248ZM254 211V212H255ZM260 211V213H262ZM51 212V213H52ZM231 212V211H230ZM257 212V211H256ZM264 213V212H263ZM57 214V213H56ZM237 214V215H238ZM252 214V213H251ZM257 214V213H256ZM51 215V214H50ZM53 215H55V214H53ZM59 215V214H58ZM65 215H67V216H69L70 217V213H69V211H68V213H66ZM254 215V217H257V215L255 216V214H253ZM15 216H16V214H15ZM21 216V215H20ZM19 216V217H20ZM67 216H65V217H67ZM80 216V215H79ZM247 216V215H246ZM19 217L17 216V217H14L15 218V220H16V218H18L19 219ZM63 216L61 215V217H60V215H59V217L57 216V218H56V220L57 219H59L58 220V222L54 219V221H52L51 223H49L50 225L49 226H53L55 223L57 224V225H59V226H61V224L64 222V220L65 219H63V218H65V217H63ZM75 217V216H74ZM226 217V216H225ZM229 217V216H228ZM211 218H213V217H211ZM235 218L236 217H234V220L233 221H235ZM263 218H264V214H263ZM62 219V220H61ZM76 219V218H75ZM214 219V218H213ZM213 219H211V221L213 222ZM254 219V218H253ZM257 219V218H256ZM67 220H68V222L70 223H68V224H65V225H62L63 226V230L65 231V233H66V235L65 236H61L60 234H57L56 236L57 237H60L58 240H59V242H57V241H55L54 240V238L53 237H49V235L47 236V237H45V236H42L41 237V239L44 237V238H46L45 240V244L43 243V240H44V238H43V240H41V239H39L40 238V236L38 237L37 236V234L35 233V235L37 236H34L33 237V235H32V238H31V236H30V238L29 239H27V240H22L21 242H19L20 240H18L17 241V243H22V245L21 246H18V247H20L21 249H18V250H16V249H13V248H10V250H14V254L15 255H18L19 253H24V252H29V249L30 248H32V247H40V246H45V247H49V248H47V249H45L46 251H48V252H51V253H59V252H61V251H71V250H74V248H69V247H73V245H75L76 246V244H75V241L77 242V241H80V240H82L81 242H79V243H81V244H78L77 246H78V249L79 250H83V251H90V252H92V254L94 255H91L92 257H87L86 255H84V256H78L79 258H76V260H75V258H74V256H72V255H66L65 256V258L63 257L62 259L63 260H60V262H58V260H56V259H53L55 262H58V264H89V263H86L87 261H88V259H95V263L94 262H90V264H116L115 263V261H113V259L115 260V256L114 255H112L113 253L111 252V253H106L105 251V254H103V253H101L100 255H97V252L98 251H100V250H105V249H110V248H118V249H122L121 250V253H123V252H125V249L126 248H134V247H138L135 243H130V241H127V239L125 240H123L122 238H120L122 241H121V243H125L123 246H117V245H111L110 244V242H111V239H112V237L110 236V241L107 239V238H104V236L102 237L101 235V237L98 235V237L101 239V240H103V238L105 239V240H107V245L106 244H104L103 245V243H105L104 241L101 243V241L99 242L98 240V242H96L95 240H94V242H90L88 239H86V238H88L89 236L88 235H90V240H92L91 238H93V239H95L94 238V236L93 237H91V232L88 234V233H84V231H85V229L84 228H79V227H81V226H76L75 225V223L73 224H71V221L67 218ZM67 220H65L66 221V223H67ZM76 220H78V219H76ZM227 220V219H226ZM255 220V219H254ZM259 220V219H258ZM258 220L257 221H255V222H258ZM0 221H2L3 223V226H5L4 224L6 223V220H5V222L2 220V218H0ZM17 221V220H16ZM56 221V222H55ZM61 221V223H59ZM63 221V222H62ZM251 221V220H250ZM54 222V223H53ZM74 222V221H73ZM77 222H79V221H77ZM225 222V224H227V222L228 221H224ZM53 223V224H52ZM81 223V222H80ZM85 223V222H84ZM261 223V222H260ZM52 224V225H51ZM64 224V223H63ZM255 224V223H254ZM258 224V226H260V227H262L259 223H257ZM0 225H1V223H0ZM263 225V224H262ZM2 225H1V228H4ZM49 226L48 225H46V229H49V232H50V229H51V227L49 228ZM58 226V228H57V226L55 225V228H57V229H59L60 230V227ZM43 227V226H42ZM45 227V226H44ZM220 225H219V227H217V229L218 230H220ZM1 228H0V230H1ZM252 228V227H251ZM8 229V228H7ZM41 229V228H40ZM98 229V228H97ZM112 229V228H111ZM260 229V228H259ZM3 230V229H2ZM32 230V229H31ZM58 230V231H59ZM206 230V229H205ZM231 230H233L232 228H231ZM230 230V231H231ZM237 230V229H236ZM264 230V229H263ZM41 231H43V233L42 234H44L45 235V233L47 234V230H45L44 231V229H42ZM61 231H62V227H61ZM88 231H90V230H88ZM1 232H3V231H1ZM38 232V231H37ZM57 232V231H56ZM92 232H94L95 233V231L93 230ZM118 232V231H117ZM116 232V233H117ZM232 232V231H231ZM246 231H239L238 232V234H231L230 232V234L231 235H229V237L230 238H228V237H226L225 239H221V241H225V243H228V244H234V245H237V246H233V247H229L228 248V252H226L229 256H232V258H234L235 256H239V258H243V262H246L247 261V259L246 258H249L250 257V253L249 252H251V251H254L255 250V254L257 255V254H264V246H261V245H259V246H256L255 245V243H257V242H259L260 240H258L259 238H263L264 239V237L263 236H261V235H263V233L261 234V235H259V234H256V236H254V237H251V239H248L247 237H245L244 238V236L243 235H245L244 233H245ZM251 232H252V230H251ZM264 232V231H263ZM38 233H40V232H38ZM72 233V234H71ZM75 233H78V235L76 234V235H73V234H75ZM83 233L84 234H87L86 235V238H85V236H84V238L86 239L85 240V242H84V244H83ZM94 233H92V234H94ZM254 233V232H253ZM1 234V233H0ZM71 234V236H68V235H70ZM121 234V233H120ZM3 235V234H2ZM5 235H6V233H5ZM22 234H20V236H21ZM40 235V234H39ZM55 235V234H54ZM73 235V236H72ZM95 235V234H94ZM1 236V235H0ZM18 237H19V235H17ZM107 236V235H106ZM249 236V235H248ZM5 237V236H4ZM124 237V236H123ZM127 237V236H126ZM243 237V238H242ZM21 239H22V237H20ZM19 238V239H20ZM128 238V237H127ZM159 238V237H158ZM248 240H247V239ZM99 239V240H100ZM89 242H88V241ZM169 240H173V239H169ZM220 240V239H219ZM87 241V242H86ZM264 241V240H263ZM24 242H26L24 245H23V243ZM30 242L33 244V245H30ZM119 242H120V240H119ZM28 243H29V245H28ZM35 243H37V244H35ZM43 245H42V244ZM86 243V244H85ZM238 243V244H237ZM240 243V244H239ZM244 243V244H243ZM13 244V243H12ZM35 244V245H34ZM40 244V245H39ZM126 244H129V246H126ZM6 245V246H5ZM4 246L5 247H7V244H5ZM14 246H15V243H14ZM17 246V245H16ZM15 246V247H16ZM115 246H117V247H115ZM157 246H159V245H157ZM245 246V247H244ZM246 246H248V247H246ZM1 249V248H0ZM6 249L8 250L9 248H5L4 250L6 251ZM75 249H77L76 247H75ZM3 250V249H2ZM1 250V251H2ZM16 250V251H15ZM37 250V249H36ZM38 250H39V248H38ZM225 251V250H224ZM4 252V251H3ZM9 252V251H8ZM109 252H110V250H109ZM5 253V252H4ZM4 253L2 254V253H0V254H2L1 256H3L4 255ZM12 253H13V251H12ZM186 253L187 252H185V253H183L181 256H186ZM193 253H195V252H193ZM204 253V252H203ZM216 253V252H215ZM8 254H10V253H8ZM153 255V254H152ZM191 255V254H190ZM196 255V254H195ZM225 256V255H224ZM234 256V257H233ZM137 257H139V255H137ZM192 257V256H191ZM74 258V259H73ZM162 258H163V255H162ZM187 258V257H186ZM227 258V257H226ZM141 259V258H140ZM168 259V258H167ZM188 259V258H187ZM229 259V258H228ZM234 259H236L237 260V258H234ZM52 260V261H53ZM142 260V259H141ZM227 260V259H226ZM233 260V259H232ZM188 261V260H187ZM227 261H230V259L229 260H227ZM234 261V260H233ZM258 261H260V260H258ZM258 261H254V263L256 262H258ZM179 262V261H178ZM189 262V261H188ZM188 262H186V263H188ZM164 263V262H163ZM167 263H170V264H180V263H177V261H175V260H171V259H168V262ZM232 263V262H231ZM234 263V262H233ZM235 263H236V261H235ZM234 263V264H235ZM239 263V262H238ZM241 263V262H240ZM0 264H54L53 262H51V261H48V260H45V259H24V258H13L12 260H10V261H7V262H3L1 259H0ZM118 264H120V263H118ZM122 264H146L145 262H143V261H134V260H129V261H127V263L126 262H122ZM147 264H149V263H147ZM154 264V263H153ZM188 264H190V263H188ZM226 264V263H225ZM229 264V263H228ZM249 264H251V262H249Z\"/></svg>", "mask_w": 264, "mask_h": 264}]
</instances>
